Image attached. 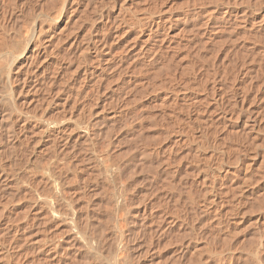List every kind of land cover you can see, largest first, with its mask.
<instances>
[{
	"label": "rangeland",
	"instance_id": "rangeland-1",
	"mask_svg": "<svg viewBox=\"0 0 264 264\" xmlns=\"http://www.w3.org/2000/svg\"><path fill=\"white\" fill-rule=\"evenodd\" d=\"M13 1V3H12ZM16 2H14V0H0V32L2 33V37L5 35L6 37L8 36V33H10L13 29L14 26L15 28L17 26L20 25V29L23 30L22 27H25V25L30 23V20H32L34 17H36V15L38 13H43V14H50V13H54V11L59 15L60 17V24L58 26V30L61 31V33L59 35H57L56 39L54 41V45L56 46L54 48V45L52 44V48L51 49H46L45 50V56H44V60L41 61V57L39 61V63L37 61H35L33 63V66L31 69H33V67L35 68L32 72V77L30 79V83L24 87V89L20 90L17 89L18 85L22 82V71L24 70V65L25 64H21L20 63H14L12 65L10 59L8 58H0V69L2 68V66H5L7 68V70L9 69V73L11 75V81L12 84L16 87L14 93L9 97L6 96L4 94V91L2 89V87L0 86V118H2L0 120V122H2V124L0 123V264H97L95 262H93V260H91V258L89 259V257H86L87 252L84 250V248H70L67 249L66 248V244L62 243L61 245L64 246V248H62V246L60 248H57L56 250H52L54 249L53 247L50 248V246L52 245L53 242V238L51 239L49 237H51V234H57L55 228H57L58 226L54 227L53 223L50 222H45V219L40 218L38 213L36 214L35 211V206L32 204V201H30V197L31 193L30 191H34L37 193H40L38 196L42 197L47 195L49 192L51 191V184L49 186V184L47 183H51V178L49 177L50 174L54 175V174H58L57 177H59L58 179L62 180V183H66L63 185L62 189V197L67 196L71 202H73V206L74 208H76V210L78 211L79 215H80V219L78 221V223L80 224L81 221V225L85 226L84 224H86V226H90L88 227L89 230H93V232H95V234L97 233V235H99L100 237H102V240H107L105 241V244L109 245V239L111 240V225H110V220L112 219V210H110V208H108L109 206L106 207L107 204V199H106V195L105 192L103 190H105V178H92V176H89L90 173V169L88 167V163L89 161H87L88 157L87 155L89 154L90 149H94L96 151L99 152H105L106 149V142L107 141V137L109 138L110 136L114 138V136H118L116 137L118 139V142L115 143L117 144V146H113V150H111V153H116V157H118L121 160H119L120 165L121 166V170L122 171L120 173L119 176V180L122 181V183H125V185L127 186L126 188V193H125V197L127 195V203L128 205L126 206V208H123V210H120V214L121 216L123 215V219L125 220V222H123L124 220L122 219L120 225H122L123 230H125V243H127V247L126 250L121 252L124 258L123 259H127V264H250V263H256L258 256L264 257V173H263V169H264V0H74L73 4H72V0H15ZM98 1V2H97ZM109 1V2H108ZM143 1V2H142ZM149 1V3H148ZM54 2V3H53ZM140 2V3H139ZM145 2V3H144ZM156 2V3H154ZM224 2V3H223ZM23 3V4H22ZM28 3V4H27ZM35 3V4H34ZM58 3V4H57ZM61 3V4H60ZM75 3V4H74ZM78 3V4H77ZM120 3V5H119ZM151 3V4H150ZM104 4V6H103ZM109 4V5H108ZM111 4L113 5V7L111 6ZM130 4V6H129ZM139 4V5H138ZM145 4V5H144ZM7 5V6H6ZM13 5V6H12ZM51 5V6H50ZM57 7H56V6ZM60 5V7H59ZM66 5V7H65ZM69 5V6H68ZM76 5V6H75ZM125 5V6H124ZM152 5V7H151ZM251 5V6H250ZM254 5V6H253ZM54 6V7H53ZM68 6L69 9H66ZM99 6V7H98ZM144 6V8H143ZM157 6V7H156ZM53 9H51V8ZM65 7V8H64ZM135 7V8H134ZM155 7V8H154ZM3 8V9H2ZM27 8V9H26ZM40 8V10H39ZM42 8V9H41ZM75 8V10L73 9ZM95 8H100L98 11ZM120 8V10H119ZM148 8V9H147ZM152 8V10H151ZM2 9V10H1ZM6 9V10H5ZM49 9H51L49 11ZM119 12H117L118 10ZM132 9H135L132 10ZM27 10V11H26ZM36 10V11H35ZM47 10V11H46ZM54 10V11H53ZM58 10V11H57ZM74 10V11H73ZM96 10V11H95ZM132 10V11H131ZM137 10V11H136ZM139 10V11H138ZM157 10V11H156ZM161 10V11H160ZM38 11V12H37ZM40 11V12H39ZM46 11V12H45ZM63 11V12H62ZM149 11V13H148ZM6 14H5V13ZM27 12V13H26ZM29 12V13H28ZM65 12V13H64ZM78 12V13H76ZM94 12V13H93ZM156 12V13H155ZM226 12V13H224ZM236 14H235V13ZM81 13V14H80ZM99 13V14H98ZM129 13V15H128ZM224 13V14H223ZM228 13V14H227ZM10 14V16H9ZM27 14V15H26ZM70 14V15H69ZM92 14L95 16H92ZM98 14V16L100 15V18L96 15ZM103 14V15H102ZM105 14V15H104ZM118 14V16H116ZM121 14V15H120ZM144 16H141V15ZM146 14V15H145ZM150 14V15H148ZM5 15V16H4ZM79 15V16H78ZM83 15V16H82ZM86 15V16H84ZM111 15V16H110ZM115 15V16H113ZM148 15V16H147ZM69 16V17H68ZM92 16V17H91ZM97 16V17H96ZM103 16L105 18H103ZM107 16V17H106ZM122 16V17H121ZM127 16H129L128 18L131 20H127ZM131 16V18H130ZM158 16V17H157ZM161 16V17H160ZM170 18H169V17ZM5 17V18H4ZM78 18V22L77 18ZM86 19V20H84ZM87 17V18H86ZM89 17V18H88ZM91 17V18H90ZM94 19L93 21L89 22L90 19ZM122 18L121 20L124 22L125 25V31L122 35V37H124L122 39H119V41H117L116 43L114 42V40L112 39V37L108 36V40L111 42V39L113 40V42L110 43L111 46V52H113L114 54V61H111L110 64L108 63V67L107 62L109 61H105V55L103 54V60L104 63L102 61L101 66L98 65L99 63H97L96 61H92V58H90V54L84 51V55H82V57H78V55L76 53H78V49L79 48H83L84 44L86 43V39H88L91 35H93V33L97 32V34L102 35V34H107L109 32L108 29H110V25L112 26V24L116 23L117 21H119V19L117 18ZM125 17V18H124ZM135 17V20L134 18ZM140 17V19H138ZM142 17V18H141ZM149 17V18H146ZM155 17V18H154ZM157 17V19H156ZM166 19H164V18ZM168 17V18H167ZM7 18V19H6ZM72 18V19H70ZM81 18V19H79ZM97 18V19H96ZM99 18V19H98ZM105 20H103V19ZM113 18V20H112ZM133 18V19H132ZM146 21H144L145 19ZM158 18H162V24L160 25L159 29L157 28L156 30H153L152 34L150 36H148L146 34V32L144 33V28L146 27L145 23L148 21V19H155L158 20ZM10 19V20H9ZM13 19V21H12ZM27 19V21L25 20ZM41 20L43 26H48L50 24V21L48 17L42 16ZM83 19V20H82ZM109 19V20H108ZM126 19V21H125ZM142 19V20H141ZM144 19V20H143ZM168 19V20H167ZM208 19V20H207ZM5 22H4V21ZM8 20V21H7ZM48 20V21H47ZM70 22H69V21ZM75 20V21H74ZM103 20V21H102ZM108 20V22L106 21ZM166 22H165V21ZM3 21V22H2ZM26 21V23H25ZM101 21V22H100ZM105 21V22H104ZM110 21V22H109ZM113 23H112V22ZM130 21V22H128ZM136 21V22H133ZM139 21H141V23H139ZM143 21V22H142ZM150 21V20H149ZM12 22V24H11ZM17 22V23H16ZM29 22V23H28ZM46 22V23H45ZM49 22V23H48ZM87 22V23H86ZM92 22H94L92 24ZM99 22V24H98ZM168 22V23H167ZM206 22V23H205ZM66 25H65V24ZM79 23V24H78ZM108 23V25H107ZM111 23V24H109ZM128 23V24H127ZM133 23V24H132ZM137 23V24H136ZM144 23V24H143ZM165 23V26H164ZM5 24V25H4ZM10 27H9V25ZM18 24V25H16ZM138 25V31L136 28V25ZM141 26H140V25ZM167 24V25H166ZM4 25V26H3ZM22 25V27H21ZM65 25V26H63ZM91 25V27H89ZM102 28L104 25V29L103 32ZM103 25V26H101ZM108 27H107V26ZM131 25L132 27L134 26L136 28V32L134 31V27L130 28ZM144 25V26H143ZM60 26H62L61 28L64 30L62 31V29L60 28ZM81 26V27H80ZM128 26V27H127ZM165 27L162 29V27ZM5 27V29H4ZM70 27V28H69ZM97 27V28H96ZM143 27V28H142ZM168 27V28H167ZM13 28V29H11ZM65 28L67 30H65ZM79 30H78V29ZM93 28H95L93 30ZM106 28V29H105ZM108 28V29H107ZM130 28V29H129ZM155 28V27H154ZM8 31H7V30ZM99 31H97V30ZM128 29V30H127ZM168 29V30H167ZM70 30V31H69ZM74 30V31H73ZM111 30V29H110ZM166 30V31H165ZM206 30V31H205ZM88 33H85V32ZM108 31V32H107ZM156 31V32H155ZM158 31V32H157ZM72 32V33H70ZM103 32V33H100ZM155 32V33H154ZM160 32V33H159ZM163 32V33H162ZM168 32V33H167ZM0 33V36H1ZM69 34L68 36L70 38L74 37V44L75 48H74V53L75 55H77L76 57L72 55V51L67 48V44L66 41L64 40L66 39V35ZM81 33L86 34L85 36H87L89 34V36H87V38L83 35H81ZM138 35H137V34ZM140 33V34H139ZM162 33V34H161ZM167 33V34H166ZM210 33V34H209ZM4 34V35H3ZM75 34V35H74ZM77 34V35H76ZM80 34V35H79ZM134 34V35H133ZM136 34V36H135ZM161 36H159V35ZM166 34V35H165ZM198 34V35H197ZM141 35V36H140ZM163 35V36H162ZM165 35V36H164ZM4 36V38H5ZM80 36V37H79ZM135 36V39H134ZM152 36V38H151ZM154 36V37H153ZM132 37V38H131ZM146 37V38H145ZM159 37H163L164 39H162L163 41H161V39ZM8 38V37H7ZM5 38V40L7 39ZM63 38V39H62ZM85 38V41L83 40ZM131 38V39H130ZM151 38V39H150ZM158 38V39H157ZM78 39V40H77ZM81 39V41H80ZM130 39V40H129ZM133 39V41H132ZM144 39V43L143 42ZM146 39H150L149 41ZM154 39V40H152ZM170 39V40H169ZM63 40V41H62ZM129 40V41H128ZM161 42H160V41ZM138 41V42H137ZM167 41V42H166ZM197 41V42H196ZM200 41V42H199ZM202 41V42H201ZM56 42H58L56 44ZM63 42V43H61ZM77 42L79 44H77ZM83 44H82V43ZM121 42V43H120ZM123 42V43H122ZM133 42V43H132ZM115 43V44H114ZM126 43V44H125ZM132 43V44H131ZM137 43V44H136ZM141 43V44H140ZM167 43V44H166ZM62 44V45H61ZM119 44H122L119 45ZM125 44V45H124ZM143 44V46H142ZM148 46H147V45ZM116 45V46H115ZM136 45V46H135ZM141 45V46H139ZM150 45L151 48H148ZM60 48H59V47ZM121 48H120V47ZM139 46V47H138ZM201 46V47H200ZM77 47V48H76ZM79 47V48H78ZM127 47V49L125 50V48ZM130 47V48H129ZM139 49H138V48ZM145 47V48H144ZM167 47V48H166ZM169 47V48H168ZM195 47V48H194ZM141 48V49H140ZM147 48V49H146ZM162 48V49H160ZM59 49V50H58ZM117 51H115V50ZM134 49V51H133ZM142 49H146V50H142ZM200 49V50H199ZM50 50V52H49ZM56 50V51H55ZM121 50V51H120ZM124 50V52L122 51ZM148 50V51H147ZM47 51V52H46ZM63 51V52H62ZM64 51L65 54H64ZM70 51V53H69ZM136 51V52H135ZM147 51V52H146ZM153 51V52H151ZM157 51V52H156ZM139 52V53H138ZM143 52V53H142ZM53 53V54H52ZM60 53V55H59ZM117 53V54H116ZM148 53V54H147ZM157 53V54H155ZM191 53V54H190ZM197 53V54H196ZM68 54V55H67ZM89 54V55H88ZM137 56H136V55ZM154 54V55H151ZM63 55V56H62ZM116 55V56H115ZM119 55V56H118ZM129 55V56H128ZM142 55V56H141ZM162 55V57H161ZM187 55V57H186ZM195 55V56H194ZM197 55V56H196ZM131 56V57H130ZM166 56V57H165ZM200 56V57H199ZM46 57V59H45ZM69 57V58H68ZM79 59H78V58ZM88 57V58H87ZM118 57V58H117ZM57 58V59H56ZM71 58V59H70ZM109 58V57H108ZM121 58V59H120ZM4 59V60H3ZM69 61H68V60ZM76 59L80 62H77ZM116 59V60H115ZM119 59V60H117ZM137 59V60H136ZM153 59V60H152ZM83 60V61H82ZM128 60V61H127ZM130 60H132L131 62H129ZM149 60V61H148ZM157 60V61H156ZM170 60V62H169ZM198 60V61H197ZM3 61V62H2ZM41 61V62H40ZM48 61V62H47ZM71 61V64H70ZM73 61V62H72ZM116 61V62H115ZM141 61V63H140ZM143 61V62H142ZM202 61V62H200ZM93 64L96 62L97 64ZM115 62V63H114ZM121 62V63H120ZM129 62V63H128ZM149 62V63H148ZM151 62V63H150ZM165 62V63H164ZM190 62V63H189ZM200 62V63H199ZM263 62V63H262ZM36 63L40 64L38 66H36ZM67 63V64H66ZM82 63V64H81ZM112 63V65H111ZM147 63V64H146ZM16 64V65H15ZM35 64V65H34ZM70 64V65H69ZM74 64H78L77 66ZM105 64V65H104ZM133 64V65H132ZM142 64V65H141ZM153 64V65H152ZM191 64V67H190ZM204 65V67L202 65ZM262 64V66H261ZM18 65V66H17ZM66 65V66H65ZM93 65V66H92ZM96 65V68H95ZM98 65V66H97ZM103 65V66H102ZM111 65V67H110ZM127 67H126V66ZM139 67H138V66ZM161 65V66H160ZM200 65V66H199ZM23 66V68H21ZM120 66V67H119ZM122 66V68H121ZM130 66V67H129ZM152 66V67H151ZM194 66V67H193ZM202 66V71H204V68H206L207 74L205 72H202L200 70ZM224 66V69H223ZM60 67V68H59ZM105 67L106 69H103ZM113 67V68H112ZM135 67V68H134ZM167 67V68H166ZM198 67L199 70H196ZM200 67V68H199ZM226 67V68H225ZM241 67V68H240ZM262 67V68H261ZM18 68V69H17ZM37 68V69H36ZM42 68V69H41ZM62 68V69H61ZM73 68V70H72ZM77 68V69H76ZM80 68V69H79ZM90 69L89 72L87 74H89L90 72H94L95 74L98 73V78H96V75H94V73H90V75H94V76H90L88 78H83L84 74L82 73L81 69ZM94 68V69H93ZM100 68V69H98ZM102 68V69H101ZM119 68V69H118ZM125 68V70H124ZM150 68V69H149ZM154 71H152L153 69ZM169 68V69H168ZM192 68V69H190ZM228 68V69H227ZM16 69V70H15ZM22 69V70H21ZM44 69V70H43ZM61 69V70H59ZM65 69V70H64ZM72 70L75 71L74 69H76V71L73 73L74 77L77 78V80L74 81L73 88L75 89L76 86H79V89L77 87V91L76 90H72V92L76 91V96L78 97H74L71 96L72 92L71 90L68 89L67 91V81H65L66 79H68V74L69 72H67L68 70ZM92 69V70H91ZM118 69V70H117ZM131 69V70H130ZM136 69V71H135ZM143 69V70H142ZM156 69V70H155ZM231 69V70H230ZM233 69V70H232ZM20 70V71H19ZM41 70L43 74H39L41 73ZM62 73L61 76L63 75V78H65V80L61 77L58 79H56L54 81V84L52 86V88L49 90V87L47 88V84L50 83V79L57 74V72L59 71ZM69 70V71H70ZM77 70H81V71H77ZM102 70V71H101ZM110 70V71H109ZM139 70V71H138ZM148 70V72H147ZM172 70V71H171ZM174 70V71H173ZM193 70V72H192ZM196 70V71H195ZM214 70V71H213ZM221 73H216V75L214 74L216 71ZM221 70V71H220ZM225 70V71H224ZM237 70V71H236ZM38 71V72H37ZM53 71V72H52ZM71 71V72H72ZM101 71V72H100ZM114 71V72H113ZM119 71V72H117ZM152 71V72H151ZM167 71V72H166ZM186 73H185V72ZM202 73H200V72ZM222 71H224L222 73ZM227 71V72H226ZM229 71V72H228ZM247 71V72H246ZM38 74H36V73ZM55 72V73H54ZM70 72V73H71ZM100 72V74H99ZM103 72V73H102ZM106 72V73H105ZM136 72V73H135ZM184 72V73H182ZM190 74H189V73ZM192 72V73H191ZM200 74L197 75L196 74ZM21 73V74H20ZM54 73V75H53ZM76 73H78L77 75H75ZM82 73V75L80 74ZM149 73V74H148ZM205 73V75H204ZM209 73V75H208ZM212 73V74H211ZM225 73V74H224ZM227 73V74H226ZM34 74V75H33ZM53 76H52V75ZM86 74V75H87ZM109 74L113 75L110 76ZM155 74V75H154ZM184 74V75H183ZM185 74H189V75H185ZM214 74V75H213ZM222 74H224L223 76L226 75V77H223ZM236 74V75H235ZM247 74V75H246ZM100 75V76H99ZM108 75V76H107ZM118 75V76H117ZM151 75V76H148ZM166 75V76H165ZM183 75V76H182ZM196 75V76H195ZM202 75V76H201ZM208 75V78L207 76ZM219 75H221V78L219 77ZM234 75V76H233ZM38 76V77H37ZM43 76V77H42ZM45 76V78H44ZM121 76V77H120ZM139 76V77H138ZM170 76H172V79L170 78ZM192 76V78H191ZM195 76V78H194ZM204 76V77H203ZM230 76V77H229ZM246 78H245V77ZM34 77V79H32ZM36 77V79H35ZM80 77V78H79ZM100 77H101V81H100ZM103 77V78H102ZM119 77V78H118ZM128 77V78H127ZM148 77V79H147ZM152 77V80H151ZM154 77V79H153ZM186 77V78H185ZM200 77V78H199ZM212 77V78H211ZM226 78V79H223ZM227 77L230 78H234V80H236V82L239 84L237 85V88L234 87L236 84L233 80H229ZM244 78L245 81L242 83L241 80H239V78ZM38 78V79H37ZM41 78V79H39ZM42 78H44L45 80V84L41 85L43 83L42 82ZM79 78V79H78ZM94 78V79H93ZM111 78V79H110ZM115 78V81H114ZM123 78V79H122ZM140 78V79H139ZM157 78V79H156ZM170 78V80H169ZM182 80H181V79ZM184 78V79H183ZM195 80H194V79ZM208 81H207V79ZM211 78V79H210ZM242 78V79H243ZM19 79V80H18ZM63 79V80H62ZM97 79V80H96ZM109 79V80H108ZM117 79V80H116ZM125 79V80H124ZM129 79V80H127ZM131 79V80H130ZM168 79V80H167ZM175 79V81L173 80ZM186 79H191V82L187 81ZM193 79V80H192ZM205 82H203V80ZM216 79V80H215ZM220 79V80H219ZM38 80V83H37ZM43 80V81H44ZM49 82H48V81ZM60 80H62V83L60 82ZM98 82L95 83V82ZM134 80V81H133ZM148 80V81H147ZM154 80V81H153ZM163 80V81H162ZM166 80V81H165ZM185 80V81H184ZM201 80V81H200ZM218 80V81H217ZM226 80V81H224ZM229 80V81H228ZM16 83H15V82ZM19 81V82H18ZM32 81V83H31ZM41 81V82H40ZM57 81V82H56ZM65 81V82H63ZM94 81V82H92ZM109 81V82H108ZM111 81V82H110ZM113 81V82H112ZM124 81V82H123ZM137 81V82H136ZM154 83H153V82ZM186 82L185 83H183ZM214 81V82H213ZM216 81V82H215ZM221 82V86L223 84V88L220 86V90L216 91L213 88L216 86H219ZM241 81V82H240ZM34 82V83H33ZM59 82V83H58ZM86 82V83H85ZM106 82V83H105ZM119 82V83H118ZM123 82V83H122ZM150 82V83H149ZM158 83V85L156 83ZM166 82V83H165ZM168 82V83H167ZM172 82V83H171ZM194 82V83H193ZM199 82V83H198ZM226 82L227 84H229L228 86L230 87L229 89L227 84L224 83ZM231 82L234 84L231 85ZM36 83L38 84L37 86ZM39 83H41L39 85ZM65 83V85H64ZM80 83V84H79ZM91 83V84H90ZM136 83V85H135ZM139 83V84H138ZM148 83V84H147ZM152 83V85H151ZM161 83V84H160ZM183 83V84H182ZM189 83V84H188ZM192 83V84H191ZM198 83V84H197ZM207 83V84H206ZM213 83V85H212ZM215 83V84H214ZM246 85H245V84ZM248 83V84H247ZM33 84V85H30ZM57 84V85H56ZM60 84V85H59ZM79 84V85H78ZM82 84V85H81ZM85 84V85H84ZM88 84V85H87ZM118 84V85H117ZM145 84V85H144ZM147 84V85H146ZM150 84V85H149ZM156 84V85H155ZM164 84V85H163ZM166 84V85H165ZM168 84V85H167ZM178 84V85H177ZM185 84V87H183V85ZM210 84V85H209ZM243 84V86H242ZM251 84V85H250ZM253 84V85H252ZM46 85V87H44ZM96 85V86H94ZM141 85V86H140ZM161 85V87H160ZM163 85V86H162ZM176 85V86H175ZM192 86L189 88V86ZM197 85V86H196ZM200 85V86H199ZM209 85V86H208ZM250 88H248L249 86ZM30 86V87H29ZM34 86V87H31ZM43 86V87H42ZM50 86V85H49ZM56 86V87H55ZM82 86V87H81ZM150 86H154V87H150ZM166 86V87H164ZM173 86V87H172ZM175 86V87H174ZM181 86V87H180ZM188 86V88L186 87ZM214 86V87H213ZM234 87L235 89H233L232 87ZM238 86L240 88H238ZM245 86V87H244ZM29 87V88H28ZM58 87V90L56 89ZM59 87L61 89H59ZM66 87V88H65ZM170 87V88H169ZM196 87V88H195ZM206 87V90H204ZM226 89H225V88ZM247 87V88H246ZM253 87V88H252ZM46 88L48 90H46ZM54 88V89H53ZM164 88V89H163ZM167 90H166V89ZM187 88V89H185ZM241 88H245L248 89L247 92H245V89L242 90ZM41 91H40V90ZM44 89V90H43ZM56 89V90H55ZM171 91H170V90ZM192 89V90H190ZM212 89L214 91H212ZM225 92H222L223 90ZM33 90V91H32ZM45 90L47 93H45ZM56 92H55V91ZM154 90V92H153ZM157 90V91H156ZM174 90V91H173ZM180 90V91H179ZM184 90V91H183ZM190 90V91H189ZM200 90V91H199ZM212 92H211V91ZM235 90V91H234ZM236 90L237 93H236ZM17 91V92H16ZM26 91V92H25ZM31 91V92H30ZM54 91V92H53ZM59 91V92H58ZM67 91V92H66ZM210 91V92H209ZM216 91V93H215ZM221 91V92H220ZM234 91V92H233ZM52 92V93H51ZM151 92V93H150ZM158 94H157V93ZM164 92V93H163ZM175 92V93H173ZM179 92V93H178ZM214 92V95H213ZM220 92V93H219ZM233 98V102L231 99V95ZM234 94H233V93ZM241 92V93H240ZM19 93V94H18ZM24 93V94H23ZM57 93V94H56ZM71 93V94H70ZM153 93V94H152ZM167 93V94H166ZM173 93V94H172ZM212 93V94H210ZM219 93V94H218ZM223 93V94H222ZM228 93V94H227ZM239 93V94H238ZM48 94V95H46ZM68 94V95H67ZM147 94V95H146ZM188 94V95H187ZM218 94V95H217ZM238 94V95H237ZM241 94H244V101H242L243 99ZM50 95H51V99H50ZM66 95V96H65ZM73 95V94H72ZM156 95V96H155ZM167 95V96H165ZM173 95V96H172ZM205 95V96H204ZM213 97H212V96ZM223 95V96H221ZM6 96V97H5ZM42 96V98H41ZM149 96V97H148ZM172 96V97H171ZM217 96V97H216ZM219 96H221L219 98ZM228 96H230L228 98ZM239 96V97H238ZM241 96V97H240ZM8 97V98H7ZM44 97V98H43ZM74 97V99H73ZM145 97V98H143ZM168 98L167 99L165 98ZM176 97V98H175ZM195 97V98H194ZM203 97H205V99H202ZM215 97V98H214ZM222 97L224 99H222ZM228 100H226L227 98ZM3 98V99H2ZM22 98V99H21ZM39 98V99H38ZM68 98V99H67ZM79 98V99H78ZM152 98V99H151ZM160 98V99H159ZM164 98V100H163ZM216 98H218L220 100V103L217 102L219 101ZM237 98V99H236ZM14 99V100H13ZM43 99V101L41 100ZM45 99V100H44ZM48 99V100H47ZM75 101H73V100ZM155 99V100H154ZM164 101L167 105H170L171 103H169V101L174 102V112L177 113V115L179 116H184V114L186 113H190V110H192V108L196 109V111L193 109L192 112L196 113L199 109V114L201 116V118H203V120H205L206 124L208 125V129L207 126L205 128V126H201L200 130L204 127V129H202V131L204 130L205 134L207 135L206 137H204V141L202 143V147H199V149L197 150L195 148L194 145V141L192 139H187L188 137H190V133H187V131L189 130L188 128H186V125H183L182 123H179V127L181 126V124L183 125V128H186L185 130H183V128L181 127V129L175 124L178 123L179 120L176 119V117H174V115L170 114L168 115L167 113V109L168 107L165 108V110H163L160 106V110H159V101ZM162 99V100H161ZM173 101H172V100ZM186 99V100H185ZM193 102H190L189 100ZM194 99L200 100L198 103H196L194 101ZM207 99V101H206ZM222 99V101H221ZM241 102H245V104H243V106L240 105V103L238 101ZM4 100V101H3ZM8 100L9 103H7ZM136 100V101H135ZM155 101V103H159L153 104V102ZM157 100V101H156ZM166 100V101H165ZM177 102H176V101ZM204 100V101H203ZM213 100L215 102H213ZM231 100V101H230ZM237 100V101H236ZM73 101V102H72ZM139 101V102H138ZM187 101V103H186ZM189 101V102H188ZM225 101V103H224ZM6 102V103H5ZM19 102V104H18ZM26 102V103H25ZM37 102V103H36ZM47 102V103H46ZM49 102V103H48ZM69 102V103H68ZM75 102V103H74ZM185 102V103H184ZM204 102V103H201ZM206 102V103H205ZM210 104H208V103ZM223 102V103H222ZM238 102V103H237ZM11 103V104H10ZM17 103V104H16ZM22 103H25L22 104ZM39 103V104H38ZM46 103L47 105L43 104ZM63 103V104H62ZM71 103V104H70ZM152 105H151V104ZM164 103V104H165ZM179 103V104H177ZM183 103V104H182ZM189 103H194L192 105H190V107L188 106ZM216 103V104H215ZM222 103V104H221ZM232 103L235 104V109L232 106ZM4 104V106H3ZM7 104V105H6ZM10 104V105H9ZM70 106H69V105ZM74 104V105H73ZM85 104V105H84ZM87 104V106H86ZM139 104V105H138ZM148 104V106H147ZM180 104H182L180 106ZM198 104V105H197ZM208 105V107L205 105ZM213 104V105H212ZM220 104V105H219ZM224 104V105H223ZM228 104V105H227ZM231 104V107L234 109L235 112L231 111L233 110L229 105ZM73 108H72V106ZM120 105V106H119ZM123 105V106H122ZM151 105V106H150ZM154 105L156 107H154ZM186 105V106H185ZM194 105V106H193ZM204 105V106H203ZM222 105V106H221ZM9 106V107H8ZM12 106V107H10ZM24 106V107H23ZM63 106V107H62ZM122 106V107H121ZM158 106V107H157ZM199 106V108L197 107ZM203 106V107H202ZM217 106V109H216ZM245 106V107H244ZM37 107V109L35 108ZM62 107V110L60 109ZM65 107V108H64ZM70 107V108H69ZM76 107L78 109H76ZM86 107V108H85ZM90 107V108H89ZM120 107V109H119ZM149 109H148V108ZM151 107H154L155 110ZM184 109H183V108ZM188 108V112H187V108ZM192 107V108H191ZM202 107V108H201ZM205 107V109H204ZM224 107V108H222ZM240 109H239V108ZM243 107V108H241ZM247 107V108H246ZM13 108V109H12ZM84 111H83V109ZM143 108V109H142ZM146 108V109H145ZM178 108V109H177ZM209 110H208V109ZM227 108H230L227 109ZM3 109V110H2ZM9 109V110H8ZM12 109V110H11ZM19 109V110H18ZM36 111H35V110ZM57 109V111H56ZM70 109L73 111V115L75 119H78L80 121V119H82L83 121H88L90 122L89 125H91L90 130L94 131L95 134H93V132L89 131V134H82V130H79L81 133H78L79 131H74L71 132L70 135V139L65 142L62 140H56V141H51V140H42V141H38V143H34L37 142V135H31L32 134V129H31V124L34 122V119H30V117L27 116H31V115H35L36 116H47L46 118H49V116L53 117V116H62L63 111ZM89 111H85L88 110ZM129 109V110H128ZM153 109V110H152ZM179 109L180 112L182 113V115H180L181 113H179ZM220 109V110H219ZM224 109H227V112L231 113V118L230 119H223L225 120L224 122L220 117V113L223 112ZM239 109V111H237ZM249 109V110H247ZM25 111V113H23ZM44 110V112H43ZM62 112H61V111ZM82 110V111H81ZM107 110V111H106ZM145 110V111H144ZM147 110V111H146ZM167 110V111H166ZM211 110V112H210ZM214 110V112H213ZM219 110V111H218ZM6 111V112H5ZM23 111V112H22ZM35 111V112H34ZM39 111V112H38ZM53 111V112H51ZM55 111V112H54ZM60 111V112H59ZM77 111H79V113L77 115ZM138 111V112H137ZM142 111V112H140ZM158 112L157 115L152 114L153 112ZM186 111V113H185ZM195 111V112H194ZM202 113H201V112ZM208 111V112H207ZM225 111V110H224ZM5 112V113H4ZM9 112V113H7ZM38 112V114H37ZM51 112V114H50ZM81 112V115H80ZM84 112V113H83ZM90 112V113H89ZM146 112V113H145ZM167 112L165 115L164 113ZM192 112L190 114H192ZM218 112V113H217ZM233 112V113H232ZM238 112V114H236V117L234 116L235 113ZM241 112V113H240ZM3 113V114H2ZM7 113V114H6ZM15 113V114H14ZM33 113V114H32ZM40 113V114H39ZM57 113V114H56ZM61 113V114H60ZM87 113V114H86ZM111 113H114L113 115ZM117 114H121V116L118 117ZM126 113V114H124ZM130 113V114H129ZM210 113L211 115L209 116L208 114ZM251 113V114H250ZM11 114V115H10ZM56 114V115H55ZM85 114V115H84ZM138 114V115H137ZM145 115L146 116H141V115ZM151 115L152 117H156L154 118V120L157 122L156 124L154 120H152V125L151 123H149L151 121L152 118H150V121L148 122L147 120L149 119V115ZM156 114V113H155ZM207 114L208 116H205ZM217 114V116H216ZM234 114V115H233ZM80 115V116H79ZM115 115L117 117H115ZM125 115V116H124ZM137 115V116H136ZM154 115V116H153ZM162 115V118H161ZM248 115V116H247ZM7 116V117H5ZM26 116V117H24ZM86 116V117H85ZM108 116V117H107ZM123 116V118H122ZM134 117V119L136 120L135 122L134 119L131 118ZM147 118V120L144 118ZM160 116V117H159ZM164 116V117H163ZM166 116L167 117V121L166 120ZM204 116V117H203ZM246 116V117H245ZM17 117V118H16ZM50 117V118H51ZM77 117V118H76ZM81 117V118H80ZM107 117V118H106ZM128 117V119H127ZM136 117V118H135ZM138 117V118H137ZM142 117V118H141ZM175 119L174 121L171 119ZM207 117V118H205ZM213 117V118H212ZM216 117L217 120H214ZM220 117V119H218ZM6 118V120H4ZM9 118V119H8ZM24 118V119H23ZM26 118H28L26 120ZM116 120H115V119ZM159 118L163 119L160 120L159 122ZM210 120H209V119ZM252 118V119H251ZM20 121H19V120ZM112 119V121H110ZM124 119V120H123ZM132 119V120H131ZM140 121H139V120ZM143 119V120H142ZM215 121H213V120ZM3 120V121H2ZM26 121V128L28 130H25L26 134L23 141L18 144V138H16L15 136L18 137L17 133L22 130L21 125L23 124V121ZM121 122H119V121ZM123 120V121H122ZM129 123H127L128 121ZM170 120V121H169ZM178 120V121H177ZM209 120V121H207ZM221 120V121H220ZM230 120V121H229ZM22 121V123H20ZM133 123H132V122ZM142 121V122H141ZM146 121V122H145ZM154 121V122H153ZM213 121V122H212ZM217 121V124H216ZM8 122V123H7ZM112 122V123H111ZM119 122V123H118ZM141 122V123H140ZM165 122V123H164ZM209 122V123H208ZM212 122V123H211ZM220 122V123H218ZM107 123V124H106ZM111 123V124H110ZM116 125H115V124ZM124 123V124H123ZM131 123V125H130ZM161 123V124H160ZM169 123V124H167ZM172 123V124H171ZM211 123V124H210ZM224 123V124H223ZM247 123V124H246ZM10 126H9V125ZM16 124V126H15ZM21 124V125H20ZM107 127H106V125ZM119 127H118V125ZM139 124V125H138ZM141 124V125H140ZM148 124H151L150 130L148 129ZM205 124V125H206ZM223 124V126H222ZM7 127L3 129V127ZM14 125V126H13ZM20 127H19V126ZM83 125V124H82ZM108 125L111 127L109 129ZM157 125V126H156ZM162 125V126H161ZM165 125V129L164 126ZM168 125V127L166 126ZM216 125H218L216 127ZM18 126V127H17ZM117 126V127H116ZM121 126V129H120ZM123 126V128H122ZM130 126V128H129ZM150 126V125H149ZM153 126V127H152ZM156 126V127H155ZM173 126V127H172ZM15 127V128H14ZM28 127V128H27ZM135 129H132V128ZM147 127V128H146ZM159 127V128H158ZM166 127L168 129H166ZM195 127V126H194ZM250 127V128H249ZM3 130H2V129ZM12 128V130L10 131L9 129ZM14 128V129H13ZM18 128V129H16ZM20 128V129H19ZM113 128V129H112ZM140 128L141 131L139 130ZM177 128V129H175ZM180 131H178L179 129ZM222 128V129H220ZM31 129V131H30ZM94 129V130H93ZM106 129V130H105ZM119 131H118V130ZM137 129V130H136ZM162 129H164V131L167 133H165L164 131H162ZM174 129L176 131H174ZM196 130H199V128H194ZM207 129V130H206ZM242 129V130H241ZM17 130V131H16ZM110 130V132L108 131ZM113 132H112V131ZM129 130V131H128ZM155 130V131H153ZM158 130V131H157ZM244 130V131H243ZM8 131V132H6ZM10 131V132H9ZM29 131V132H27ZM108 133H105V132ZM132 131V132H131ZM135 131V132H134ZM139 131V132H138ZM171 131V132H170ZM181 131H185V132H181ZM190 131V130H189ZM207 131V132H206ZM247 131V132H246ZM2 132V133H1ZM13 132V133H11ZM17 132V133H16ZM34 132V131H33ZM118 132V133H117ZM121 132V133H120ZM137 132V133H136ZM161 134L165 135L168 133H170L168 136L165 135L166 139L163 138ZM179 132V133H178ZM229 132V133H227ZM237 132L240 134V136L242 135V137L237 136ZM241 132V133H240ZM11 133V134H9ZM35 133V132H34ZM113 133H116L112 136ZM136 135H135V134ZM139 133V134H138ZM142 133V135H140ZM150 133V134H149ZM155 133V134H154ZM158 133V134H156ZM189 134L188 135H186ZM248 133V134H247ZM7 134V135H6ZM9 134V135H8ZM19 134V133H18ZM79 134V135H78ZM118 134V135H117ZM126 134V135H125ZM134 134V135H133ZM145 134V135H144ZM147 134V135H146ZM149 134V135H148ZM181 134V135H180ZM184 134V135H183ZM244 134V135H243ZM15 135V136H14ZM73 135V136H72ZM76 135V136H75ZM85 137H84V136ZM90 135V136H89ZM139 135V136H137ZM152 135V137H151ZM157 137H155V136ZM171 135V136H170ZM247 135V136H246ZM258 135V136H257ZM11 136V137H10ZM125 136V137H124ZM128 136V137H126ZM143 136V137H141ZM149 136V138H148ZM159 136V137H158ZM163 139H161L160 138ZM182 136V137H181ZM187 136V137H186ZM30 137V138H29ZM93 137V138H92ZM96 137V138H95ZM134 137V138H133ZM140 137V138H139ZM146 137V138H145ZM150 137L152 139H150ZM154 137L156 139H154ZM183 137L185 138L183 140ZM253 139H252V138ZM7 138H10L9 140ZM72 138V139H71ZM87 138H89L87 140ZM125 138H128L125 139ZM131 138V140H130ZM144 138V139H143ZM148 138V139H147ZM180 140H179V139ZM208 138V139H207ZM214 138V140H213ZM221 138V139H220ZM18 139V140H17ZM79 139V140H78ZM141 139V140H140ZM150 139V140H149ZM154 139V140H153ZM161 139V140H159ZM165 139V140H164ZM170 139V140H169ZM238 139V140H237ZM248 139V140H247ZM25 140V141H24ZM29 140V141H26ZM72 140V141H71ZM125 140V141H124ZM131 142H130V141ZM134 140V141H133ZM145 140V142L143 141ZM148 140V141H147ZM156 140V141H155ZM172 140V141H171ZM209 140V141H207ZM217 140V141H216ZM3 141V142H2ZM63 143H62V142ZM94 143H92V142ZM121 141V142H120ZM129 141V142H128ZM134 143H133V142ZM140 141V143H139ZM143 141V142H142ZM147 141V142H146ZM150 141V142H149ZM156 143H155V142ZM158 141V142H157ZM160 141V142H159ZM164 141V142H163ZM168 141V142H167ZM177 141V142H176ZM184 141V142H183ZM193 141V143H192ZM207 141V142H206ZM222 141V142H221ZM225 141V142H223ZM10 142V143H9ZM27 142V143H26ZM50 142V143H49ZM59 142V143H58ZM120 142V143H119ZM127 143L126 145L124 144ZM138 142V143H137ZM152 142V143H151ZM163 142V143H162ZM173 142V144H172ZM187 142V143H185ZM212 142V143H211ZM263 142V143H262ZM5 143V144H4ZM7 143V144H6ZM14 143V144H13ZM32 145H31V144ZM50 145H49V144ZM57 143V144H56ZM64 144V145H60ZM133 143V144H132ZM137 143V144H136ZM147 144V145H144ZM151 145H150V144ZM161 146H159L158 144ZM161 143V144H160ZM165 143V144H164ZM172 145H171V144ZM176 143V145H175ZM179 146H178V144ZM222 143V145H220ZM224 143V145H223ZM250 143V144H249ZM259 143V144H258ZM261 143V144H260ZM31 146H30V145ZM35 144V145H34ZM49 147L50 149L48 150ZM121 144V145H120ZM135 144V145H134ZM149 144V146H148ZM154 144L156 145L155 147ZM166 144H169L166 147ZM211 144V145H210ZM213 144V145H212ZM263 144V145H262ZM27 145V146H26ZM45 145V146H44ZM54 145V146H53ZM120 145V146H119ZM164 145V146H163ZM228 147H226V146ZM238 145V147H237ZM244 145V146H243ZM259 145V146H258ZM17 146V147H16ZM21 146V147H20ZM52 146V147H51ZM62 146V147H61ZM89 146V148H87ZM119 146V147H118ZM130 146V147H129ZM140 146V147H139ZM142 146V147H141ZM173 148H172V147ZM180 151H178V149L180 148ZM187 148H185V147ZM194 146V147H193ZM205 146V147H204ZM212 146V148H211ZM217 146V147H216ZM242 146V147H241ZM252 146V147H250ZM13 147V148H12ZM29 147V148H28ZM56 147V148H53ZM60 147V150H58V148ZM64 147V148H63ZM118 147V148H117ZM128 148L129 150L125 149ZM139 147V148H138ZM158 147V148H157ZM166 147V149H162ZM171 147V148H170ZM184 147V148H183ZM189 147V149H188ZM214 147V148H213ZM12 148V149H11ZM16 148V149H15ZM24 148V149H23ZM38 148V149H37ZM53 148V149H51ZM142 148V149H141ZM154 148L152 151L151 149ZM168 148L170 149L168 151V153H170V151H172L170 154L165 153L167 152ZM195 148L197 151V156H201V158L197 157L196 158V152H195ZM239 148V149H238ZM250 148V149H249ZM15 149V150H14ZM30 149H34L33 151ZM68 149V150H67ZM124 149V150H123ZM133 149V150H131ZM140 149V150H139ZM160 149V150H159ZM173 149V150H172ZM177 149V150H176ZM191 149V150H190ZM208 149V150H207ZM11 150V151H10ZM58 150V151H57ZM89 150V151H86ZM122 150V151H121ZM131 150V151H130ZM166 150V151H165ZM187 150V151H186ZM213 150V151H212ZM229 150V151H228ZM22 151V152H21ZM28 151V152H27ZM41 151V152H40ZM55 151V152H54ZM61 151V152H59ZM66 153H65V152ZM117 151H121L120 154ZM125 151L129 152L126 153L127 155H125ZM137 151V152H136ZM144 151V152H142ZM148 151V152H147ZM150 151V152H149ZM159 151V152H158ZM195 152V156L193 155V153ZM202 151V152H201ZM212 151V152H211ZM220 151V152H219ZM224 151L226 155H228L227 157L224 154ZM238 151L240 153H238ZM243 151V152H242ZM259 151V153H258ZM262 151V152H261ZM6 152V153H5ZM15 152V153H14ZM24 152V153H23ZM33 152V153H32ZM52 152V153H50ZM64 152V153H63ZM186 152V153H184ZM189 152V153H188ZM201 152V153H200ZM221 152L223 155H221ZM231 152V153H230ZM9 153V154H8ZM13 153V154H12ZM19 153V154H18ZM35 153V154H34ZM39 153V154H38ZM43 153V155H42ZM48 153V154H47ZM59 153V154H58ZM62 153V154H61ZM72 153V154H71ZM86 153V155H85ZM124 153V154H123ZM139 153V154H138ZM145 153V154H144ZM163 153V154H162ZM175 153V154H174ZM177 153V154H176ZM181 153V154H180ZM209 153V154H208ZM234 153V154H233ZM255 153V154H254ZM262 153V154H261ZM3 154V155H2ZM7 154V155H6ZM23 154V155H22ZM28 154V155H27ZM56 154V155H55ZM65 154V157H64ZM68 158H67V155ZM122 154V155H121ZM144 154V156H143ZM167 154V156H166ZM184 154V155H183ZM229 154L231 155V157H229ZM241 154V155H240ZM253 154V155H252ZM261 154V155H260ZM71 155V156H70ZM169 155V158H168ZM175 155V156H174ZM183 155V156H181ZM186 155V156H185ZM210 155V157H209ZM216 155V158H215ZM220 155V156H219ZM236 155V156H235ZM12 156V157H11ZM20 156V158H19ZM29 156V157H28ZM50 156V157H49ZM52 156V157H51ZM57 156V157H56ZM143 156V157H142ZM147 156V157H146ZM171 156V157H170ZM179 156V157H178ZM188 156H190V159ZM194 156V157H193ZM204 156V157H203ZM232 156H235V158H233ZM248 156V157H247ZM4 157V158H3ZM7 157V158H6ZM27 158V160H25L24 158ZM84 157V158H83ZM131 157V159H130ZM145 157V158H144ZM149 157V158H148ZM166 158V159H162V158ZM177 157V158H176ZM186 157V159L184 158ZM209 157V158H208ZM218 157V158H217ZM12 158V159H11ZM22 158V159H21ZM31 158V159H30ZM36 160L34 161L33 160ZM41 158V159H40ZM57 158V159H56ZM87 158V159H86ZM124 158V159H123ZM180 160H179V159ZM194 158V159H193ZM207 158V159H206ZM214 158V159H213ZM221 159V161H218V159ZM226 158V159H225ZM232 158V159H231ZM5 159V160H3ZM38 159V160H37ZM86 159V161H85ZM149 159V160H148ZM155 159V160H154ZM173 159H175V161H178L179 164L175 161H173ZM182 159V160H181ZM204 161H203V160ZM213 159V160H212ZM235 159V160H234ZM243 159V160H242ZM3 160V161H2ZM17 160L19 162V164L17 163ZM29 160V161H28ZM41 160V161H40ZM48 160V161H47ZM82 160V161H81ZM84 160V161H83ZM124 162H123V161ZM128 160V162H127ZM172 160V161H171ZM185 160V162H184ZM191 160V161H190ZM195 160V161H194ZM203 161V162H207L206 160H208V162L211 163L212 165H216L219 163V176H217L216 180L213 176H211V178H209L210 176H208V179L206 178L205 181L203 179L204 182H202L201 186H200V180H202L200 178L199 173L197 172L196 167H194V165L196 164V161ZM212 160V161H210ZM232 162H231V161ZM14 161V163L12 162ZM39 163L37 164L36 163ZM40 161V162H39ZM81 161V162H80ZM159 161V162H158ZM165 161L167 164H165ZM171 161V162H170ZM194 161V162H193ZM215 161H218L217 163ZM226 161V162H225ZM233 161H235L233 163ZM247 161V162H246ZM10 162V163H9ZM22 162V163H21ZM51 164H50V163ZM53 162V163H52ZM67 164H66V163ZM79 162V163H78ZM84 162V163H83ZM158 162V163H157ZM161 162V164H160ZM170 162V164H169ZM193 162V163H191ZM215 162V164L213 163ZM244 162V163H243ZM250 165H249V163ZM3 163V164H2ZM13 163V164H12ZM29 163V164H28ZM69 163V164H68ZM122 163V164H121ZM128 163V164H127ZM145 163V164H144ZM160 164V166L156 165V164ZM210 163H207L208 165H210ZM227 163V164H226ZM248 163V164H247ZM9 164V165H8ZM48 164V165H46ZM63 164V165H61ZM74 164V165H73ZM75 164H77L75 166ZM165 164V165H164ZM169 164V165H168ZM172 164V165H171ZM174 164V165H173ZM187 164V165H186ZM229 164V165H228ZM241 164L242 167H244V169L239 165ZM260 164V165H259ZM18 165V166H17ZM30 165V166H29ZM34 165V167H33ZM45 165V166H44ZM52 165V166H51ZM56 165V166H55ZM67 165V166H66ZM70 165V166H69ZM73 165V167L71 166ZM83 165V166H82ZM125 165V166H124ZM156 165V167L154 166ZM166 165H168L166 167ZM263 165V166H262ZM14 166V167H13ZM23 166V167H22ZM38 166V168L36 167ZM43 166V167H42ZM55 166V167H54ZM64 166V167H63ZM66 166V167H65ZM78 166V167H77ZM193 166V168H192ZM256 166V167H255ZM257 166H260L259 169ZM5 167V168H4ZM13 169H11V168ZM33 169V170H31ZM45 167V169H44ZM68 167V168H67ZM72 167V168H71ZM158 167V168H157ZM163 167V168H162ZM186 167V168H185ZM226 167V168H225ZM248 167V168H247ZM251 167V168H250ZM18 168V169H17ZM26 168V169H25ZM29 168V170H28ZM51 168V169H50ZM64 168V169H63ZM67 168V169H66ZM155 168V169H154ZM192 168V169H190ZM247 168V169H245ZM254 168V169H253ZM261 168V169H260ZM8 169V170H7ZM20 169V171H19ZM53 169L55 171H53ZM61 169V170H60ZM70 172H68L69 170ZM82 169V170H81ZM87 169V170H86ZM226 169V170H225ZM6 170V171H5ZM18 170V171H17ZM35 170V171H34ZM44 170V171H43ZM50 174L48 173V171H50ZM60 170V171H59ZM73 170V171H72ZM81 170V171H80ZM88 172L86 173L85 172ZM164 170V172H163ZM169 172H168V171ZM173 170V173H171ZM185 170V171H184ZM188 170V171H187ZM194 170V171H191ZM196 170V171H195ZM246 170V171H245ZM262 170V172H261ZM8 171V172H7ZM28 171V172H27ZM34 171V172H33ZM37 171V172H36ZM47 171V172H45ZM57 171H59L57 173ZM84 171V172H83ZM178 171V172H177ZM183 171V172H181ZM191 171V172H190ZM222 171V172H221ZM228 171V172H226ZM245 171V172H244ZM257 171V174H256ZM2 172V173H1ZM10 172V173H9ZM13 172V173H12ZM25 172V173H24ZM31 172V173H30ZM42 174H41V173ZM44 172V173H43ZM63 172V173H62ZM163 172V173H162ZM175 172V173H174ZM189 172V174L186 173ZM241 172V173H240ZM254 172V173H253ZM9 173V174H8ZM19 173V174H18ZM30 175H29V174ZM33 173V174H32ZM39 173V174H38ZM125 173V174H124ZM192 173H193V178H192ZM197 173V176H196ZM235 173V174H234ZM251 173V174H249ZM263 173V174H262ZM13 174V175H11ZM23 174V175H22ZM36 174V175H35ZM43 175V177L41 178V175ZM46 174V176H45ZM60 174V175H59ZM74 174V175H73ZM88 174V175H87ZM122 174V175H121ZM124 174V175H123ZM128 174V175H127ZM168 174V175H167ZM180 174H184V175H180ZM238 174V175H237ZM245 174V175H242ZM261 174V175H259ZM4 175V177H3ZM16 175V176H15ZM34 175V176H33ZM86 175V176H85ZM92 175V174H91ZM166 175V176H165ZM171 175V176H170ZM176 175V176H175ZM185 175L187 176V178L185 177ZM247 175V176H246ZM251 175V176H250ZM253 175H255L253 177ZM263 175V177H261ZM10 176V177H9ZM26 178H25V177ZM32 176V177H31ZM45 176V177H44ZM55 176V175H54ZM55 176V177H56ZM63 176V177H62ZM67 176V178L65 177ZM126 176V177H125ZM131 176V177H130ZM169 176V177H168ZM179 178H178V177ZM184 176V177H183ZM189 176V177H188ZM235 176V177H234ZM239 179H238V177ZM243 176V177H241ZM244 176H246V179H243ZM250 176V177H249ZM259 176V177H258ZM23 177V178H22ZM35 177V178H34ZM70 177V178H68ZM80 177V179H79ZM85 179H84V178ZM121 177V178H120ZM124 177V179H123ZM130 177V178H128ZM174 179H173V178ZM230 177V178H229ZM232 177L234 178L232 181ZM240 177L243 179L240 180ZM2 178V179H1ZM7 178V179H6ZM47 178V179H46ZM61 178V179H60ZM89 178V179H88ZM133 178V179H132ZM169 178V179H168ZM197 178H199V181L197 182ZM214 178V179H213ZM247 178H249V181ZM250 178H252L250 180ZM254 178V179H253ZM259 178H261L262 180H258ZM13 179V180H12ZM16 179V180H14ZM22 179V180H20ZM39 181H38V180ZM46 179V180H45ZM49 179V180H48ZM68 179V180H67ZM79 181H78V180ZM83 179V180H82ZM94 181H93V180ZM127 179V180H126ZM132 179V180H131ZM178 179L180 182H178ZM186 179V180H185ZM190 179V180H189ZM210 179V180H209ZM35 180V181H34ZM88 180V181H87ZM100 180V181H99ZM125 180V181H123ZM175 180V181H174ZM177 180V181H176ZM183 180V181H182ZM213 181V185L214 188H216V193L218 195V204H216L217 206V211H214V208H211L210 203V198L209 194L206 191L203 194V191L206 187V183H209V181ZM236 180V181H235ZM258 180V181H257ZM17 183H16V182ZM33 181V182H32ZM41 181V182H40ZM49 181V182H48ZM63 181H67V182H63ZM81 181V182H80ZM102 181V182H101ZM104 181V182H103ZM129 181V182H128ZM168 181V182H167ZM220 181V183H219ZM231 181V182H229ZM238 181L237 187H236V183ZM242 181V182H241ZM250 181L253 183L252 186H250L252 183H250ZM27 182V183H25ZM38 182V183H36ZM97 182V183H96ZM99 182V183H98ZM134 182V183H132ZM170 182V183H169ZM173 184H172V183ZM176 182V183H175ZM178 182V183H177ZM185 182V183H184ZM197 182V183H196ZM206 182V183H205ZM235 182V184H234ZM241 182V183H240ZM248 182V183H247ZM255 182V183H254ZM15 183V185H14ZM25 183V184H24ZM36 183V184H35ZM44 185H43V184ZM128 183L130 185H128ZM169 185H168V184ZM189 183V184H188ZM218 183V184H217ZM224 183V184H221ZM231 183V184H230ZM247 186H245L244 184ZM250 185H247V184ZM8 184V185H7ZM10 184V185H9ZM17 184V186H16ZM21 184V185H20ZM73 184V185H72ZM79 184V185H78ZM88 184V185H87ZM98 184V185H97ZM100 184V185H99ZM104 185V186H101ZM174 184L176 186V188L174 187ZM179 184V185H178ZM180 184H182L180 186ZM206 184V185H205ZM239 184H243L242 186H244V188L239 185ZM12 185V186H11ZM14 185V186H13ZM23 185V186H22ZM27 185V186H26ZM33 185L34 188H33ZM82 185V186H81ZM87 185V186H86ZM134 185V186H133ZM185 185H187L186 188ZM195 185V186H194ZM197 185V186H196ZM219 185V186H218ZM227 185V186H226ZM231 185V186H230ZM235 185V189H233L232 186ZM238 185H239V189H238ZM26 186V188H25ZM38 186V187H37ZM41 186V187H40ZM44 186V188H43ZM92 186V187H91ZM132 186L134 188H132ZM170 186V188H169ZM178 186V187H177ZM216 186V187H215ZM17 187V188H16ZM38 189H37V188ZM83 187V188H81ZM85 187V188H84ZM87 187V189H86ZM91 187V188H90ZM96 187V188H95ZM101 187V188H100ZM104 187V189H103ZM129 187V188H128ZM173 187V190H172ZM184 187V188H182ZM191 187V190L189 189ZM199 187V188H197ZM204 189H203V188ZM220 187V188H219ZM230 187V188H228ZM4 188V189H3ZM16 188V189H15ZM19 188V189H18ZM28 188V189H27ZM32 188V190H31ZM43 190H42V189ZM47 188V190L45 189ZM80 188V189H79ZM99 188V189H98ZM132 188V189H131ZM166 188V189H165ZM193 188V189H192ZM232 188V189H231ZM241 188V189H240ZM243 188V189H242ZM37 189V190H36ZM80 191H79V190ZM91 189V190H90ZM98 189V190H97ZM100 189H102L100 191ZM171 189V190H170ZM180 193H178L179 191ZM185 190V192H183V190ZM199 189V190H198ZM225 189V190H224ZM228 189V190H227ZM237 189V190H236ZM10 190V192H9ZM30 190V191H29ZM63 190L64 193H63ZM69 190V192H68ZM72 190V191H71ZM83 190V191H82ZM131 190V191H130ZM133 190V191H132ZM169 190V191H168ZM187 190V191H186ZM189 190V191H188ZM215 190V189H214ZM231 192H228L230 191ZM249 190V191H248ZM251 190V191H250ZM27 191V192H26ZM40 191V192H39ZM68 194H65L67 193ZM74 191H76L74 193ZM139 191V192H138ZM168 191V192H167ZM171 191V192H170ZM175 191V192H173ZM178 191V192H176ZM201 191V192H200ZM227 193H226V192ZM240 191V192H239ZM15 192V193H14ZM24 192V194H23ZM30 192V193H29ZM72 192V193H71ZM93 192V193H92ZM137 192V193H134ZM164 192V193H163ZM190 194H189V193ZM200 192V193H199ZM225 192V193H223ZM233 192V193H232ZM238 192V193H236ZM14 193V194H12ZM34 193V192H33ZM32 193V194H33ZM37 193V194H38ZM43 193V195H42ZM78 193V195H77ZM83 193V195H82ZM91 193V194H90ZM99 193V194H98ZM188 193V194H187ZM193 193V194H192ZM236 193V194H235ZM19 194V195H18ZM21 194V195H20ZM74 194V195H73ZM81 194V196H80ZM87 194V195H86ZM93 194V195H92ZM170 194V195H169ZM176 194V195H175ZM186 194V195H185ZM201 194H203L205 197H203ZM232 194V195H231ZM235 194V195H234ZM263 194V195H260ZM13 195V196H12ZM23 195V196H22ZM29 195V196H28ZM70 195V196H69ZM85 195V196H84ZM130 197H129V196ZM141 195V196H140ZM163 195V196H162ZM165 195V196H164ZM173 195V196H172ZM174 195L175 198L174 199ZM185 195V196H184ZM188 195V196H187ZM257 195V196H256ZM34 196V195H33ZM79 196V197H78ZM88 196V198H87ZM135 196V197H134ZM139 196V197H138ZM177 196V197H176ZM192 196V197H189ZM200 197L202 200H206L208 199V201H206V207L202 206L200 202H202V200L198 197ZM202 196V197H201ZM257 200H254V198ZM259 196V197H258ZM21 197V198H20ZM27 197V198H26ZM66 197V198H67ZM77 197V198H76ZM144 197V198H143ZM179 197V198H178ZM183 199H181V198ZM186 197V198H185ZM189 197V198H187ZM207 197V198H206ZM225 197V198H224ZM235 197V198H234ZM251 197V198H250ZM261 197V198H260ZM19 198V200H18ZM24 198V199H23ZM29 198V199H28ZM80 198V199H79ZM86 198V199H84ZM135 198V199H134ZM137 198V199H136ZM139 198H141L139 200ZM206 198V199H205ZM10 199V200H9ZM23 199V200H22ZM74 199V200H72ZM79 199V200H78ZM88 199V200H87ZM106 199V200H105ZM131 199V200H130ZM168 199V200H167ZM172 199H174L172 201ZM185 199V200H184ZM188 199V200H187ZM193 199V200H192ZM197 199V200H196ZM200 199V200H199ZM221 199L224 201L225 205L222 206L221 208ZM236 201H235V200ZM238 199V201H237ZM240 199V200H239ZM18 200V201H17ZM21 200V201H20ZM67 200V199H66ZM64 199H61V202L58 201V203H60V211H62L61 213H66L68 211V202ZM76 200V201H75ZM135 200V201H133ZM139 200V201H138ZM166 200V203H165ZM192 202H190V201ZM227 200V201H226ZM259 200V201H258ZM17 201V202H16ZM26 201V202H25ZM91 201V202H90ZM95 201V202H93ZM133 201V202H132ZM169 201V202H168ZM172 201V202H171ZM179 201V202H178ZM199 201V202H198ZM222 201V202H223ZM2 202V204H1ZM6 203V206L4 205ZM25 202V203H24ZM77 202V203H76ZM105 202V203H104ZM183 202V203H181ZM198 202V203H197ZM227 202V203H226ZM238 202V203H237ZM262 202V203H261ZM4 203V204H3ZM10 205H9V204ZM13 203V204H12ZM29 205H28V204ZM95 203V204H94ZM103 205H102V204ZM137 203V204H136ZM180 203V204H179ZM196 203V204H195ZM232 203V204H231ZM98 204V205H97ZM105 204V205H104ZM134 204V205H133ZM165 204V205H164ZM176 206H174V205ZM190 204V205H189ZM194 204V205H193ZM220 204V205H219ZM227 204V205H226ZM231 206H230V205ZM242 204V205H240ZM255 204V205H254ZM257 204V205H256ZM262 204V205H261ZM27 205L29 207H27ZM31 205V206H30ZM64 208H62L61 207ZM67 205V206H66ZM80 205V206H78ZM84 205V207H82ZM89 205V206H88ZM100 205V206H99ZM108 205V204H107ZM136 205V206H135ZM168 205V206H167ZM208 205V206H207ZM234 205V206H233ZM250 205V206H249ZM253 205V206H252ZM11 206V207H10ZM76 206V207H75ZM88 206V207H87ZM97 206V207H96ZM106 209H105V207ZM184 206V207H183ZM186 206V207H185ZM192 206V207H191ZM6 207V208H4ZM10 209H9V208ZM95 207V208H94ZM104 207V208H103ZM188 207V208H187ZM191 207V208H190ZM196 207V208H195ZM198 207V208H197ZM205 209H204V208ZM221 210H218L219 208ZM231 207V208H230ZM234 207V208H233ZM8 208V209H7ZM12 208V209H11ZM29 210H27V209ZM34 208V209H33ZM67 210H66V209ZM85 208V209H84ZM88 208V209H87ZM94 208V209H93ZM101 208V210H99ZM187 210H186V209ZM211 211H210V209ZM250 208H252V210H250ZM259 210H258V209ZM262 208V209H260ZM24 211H23V210ZM94 211H93V210ZM176 209V210H175ZM194 209V210H193ZM208 209V210H207ZM230 211H229V210ZM232 209V210H231ZM242 209V210H241ZM249 209V211H248ZM10 210V211H9ZM27 210V211H26ZM98 210V211H97ZM106 210V211H105ZM108 210V211H107ZM110 210V213H109ZM128 210V211H127ZM133 210V211H132ZM198 210V211H197ZM214 212H213V211ZM258 210V211H257ZM128 212L126 214V212ZM182 211V212H181ZM186 211V212H185ZM193 211V212H192ZM221 213H220V212ZM226 211V212H225ZM229 211V213L227 212ZM233 211V212H232ZM235 211V212H234ZM242 213H241V212ZM36 214H34V213ZM86 212V213H85ZM93 212V213H92ZM98 212V213H97ZM105 212V213H104ZM132 212V213H131ZM198 212V213H197ZM207 212V213H206ZM211 212V214H210ZM237 212V213H236ZM63 213V214H64ZM85 213V215H84ZM90 215H89V214ZM104 213V214H103ZM146 215H145V214ZM152 213V214H151ZM173 213V214H172ZM186 213V214H185ZM195 213V214H194ZM226 213V214H225ZM34 214V215H33ZM97 214V215H96ZM107 214V215H106ZM169 214V215H168ZM175 214V215H174ZM177 214V215H176ZM193 214V215H192ZM202 214V215H201ZM216 214V216L218 215V217H214L213 215ZM221 214V215H219ZM228 214V215H227ZM232 216H230V215ZM234 214V215H233ZM237 214V215H236ZM243 214V215H241ZM28 215V217H26ZM33 215V216H32ZM37 215L39 218H37ZM85 217H84V216ZM91 217H89V216ZM96 217H95V216ZM131 215V216H130ZM136 215V217H135ZM149 217H148V216ZM187 215V216H186ZM196 215V216H195ZM223 215V216H222ZM32 216V218H31ZM36 217L33 219V217ZM108 216V218H107ZM109 216L111 218H109ZM143 216V217H142ZM161 216V217H160ZM165 218H164V217ZM169 216V217H168ZM192 216V217H191ZM200 216V217H199ZM243 216V217H242ZM84 217V218H83ZM102 219H100V218ZM140 217V218H139ZM148 217V218H147ZM190 217V218H189ZM213 217V219H212ZM94 218V219H93ZM152 218V219H151ZM170 218V219H169ZM196 218V219H195ZM208 218V219H206ZM216 218V219H215ZM233 218V219H232ZM40 219H42L40 221ZM84 219H87L85 222L83 221ZM108 219V220H107ZM127 219V220H126ZM130 219V220H129ZM175 219V220H174ZM189 219V220H187ZM210 219V220H209ZM232 219V220H231ZM30 220V221H29ZM98 220V223L97 221ZM101 220V221H100ZM103 220V221H102ZM130 222H129V221ZM138 220V221H137ZM151 220V221H150ZM167 220V221H166ZM231 220V221H230ZM45 223H44V222ZM96 221V223H95ZM105 221V222H104ZM127 221V223H126ZM150 221V222H149ZM172 222L170 224V222ZM178 221V222H177ZM202 221L204 222V225L202 223ZM207 221V222H206ZM217 221V223H216ZM227 221V222H226ZM249 221V222H248ZM252 221V222H251ZM30 222V223H29ZM40 222V223H39ZM83 222V223H82ZM93 224H91V223ZM100 222L105 223L104 224H100ZM149 222V223H148ZM161 222V223H160ZM193 222V223H192ZM209 222V223H208ZM238 222V223H237ZM6 223V224H5ZM26 223V224H25ZM44 223V224H43ZM130 223V224H129ZM159 223V224H158ZM202 223V224H201ZM207 223V224H206ZM219 223V224H218ZM229 223V224H228ZM232 223V224H231ZM234 223V224H233ZM89 224V225H88ZM95 224V225H94ZM109 224V225H108ZM128 224V225H127ZM164 224V225H163ZM260 224V225H259ZM4 225V226H3ZM52 225V226H51ZM103 225V226H101ZM130 225V226H129ZM160 225V226H159ZM163 225V226H162ZM183 225V226H182ZM4 228H3V227ZM24 226V227H23ZM47 226V227H46ZM94 226V227H93ZM96 226V227H95ZM98 226V227H97ZM101 226V227H100ZM180 226V227H179ZM194 226V227H191ZM205 226V227H204ZM210 228H209V227ZM225 226V227H222ZM235 226V227H234ZM6 227V228H5ZM11 227V228H9ZM17 227V228H16ZM49 227V228H48ZM52 227V228H51ZM105 227V228H104ZM107 227V228H106ZM109 227V228H108ZM145 227V228H144ZM165 227V228H164ZM219 227V228H216ZM227 227V228H226ZM248 227V228H247ZM9 228V229H8ZM95 231H94V229ZM127 228V229H126ZM160 228V231H159ZM163 228V229H162ZM215 228V229H214ZM226 228V229H225ZM240 228V229H239ZM20 229V230H19ZM98 229V230H97ZM170 229V230H169ZM200 229V230H199ZM202 229V230H201ZM225 229V230H224ZM228 229V230H227ZM263 229V230H262ZM6 230V231H5ZM45 230V231H43ZM91 230V231H92ZM102 230V231H101ZM109 230V231H108ZM178 234H177V232ZM220 230V231H219ZM249 230V231H248ZM48 231V232H47ZM51 231V232H50ZM55 233H54V232ZM103 231H105L103 233ZM128 231V232H127ZM137 231V232H136ZM169 231V232H168ZM214 231V232H213ZM234 231V233H233ZM240 231V232H237ZM5 232V233H4ZM45 232V233H44ZM130 232V233H129ZM134 232V233H133ZM224 232V233H223ZM21 233V234H20ZM183 233V234H182ZM190 233V234H189ZM200 233V234H199ZM212 233V234H211ZM223 233V236H222ZM232 233V235H231ZM14 234V235H13ZM48 234V235H47ZM52 234V236H54ZM110 234V235H109ZM133 234V235H132ZM230 234V235H229ZM2 235V236H1ZM5 235V236H4ZM10 236L8 238V236ZM128 235V236H126ZM135 235V236H134ZM149 235V236H148ZM212 235V237H211ZM215 235V238L214 236ZM227 235V236H226ZM18 236V238H17ZM49 236V237H48ZM106 236V237H105ZM109 236V237H107ZM201 236V237H200ZM222 236V237H220ZM234 236V237H233ZM256 236V237H254ZM5 237V238H4ZM7 237V238H6ZM48 237V238H47ZM57 237V235L55 236V238ZM198 237V238H197ZM219 237V238H218ZM231 239V241L227 242L224 240L225 238ZM242 237V239H241ZM45 238V239H44ZM47 238V239H46ZM107 238V239H106ZM214 238V239H213ZM218 238V239H217ZM223 238V240H222ZM10 241H9V240ZM44 239V240H43ZM200 239V240H199ZM210 239L212 241H210ZM220 239V240H219ZM246 239V240H245ZM5 240V241H4ZM20 240V241H19ZM151 240V241H150ZM222 240V241H221ZM252 240V241H251ZM8 241V243H7ZM15 241V242H14ZM19 241V242H18ZM30 241V242H29ZM52 241V242H51ZM130 241V242H129ZM178 241V242H177ZM217 241V242H216ZM225 241V242H224ZM5 242V243H4ZM17 242V243H16ZM45 242V244H44ZM203 242V243H202ZM222 242V244H221ZM243 242V243H242ZM16 243V244H15ZM111 243V242H110ZM187 243V244H186ZM209 243V244H208ZM215 243V244H213ZM227 244L226 246H224L223 244ZM237 243V244H236ZM7 246H5V245ZM9 246H8V245ZM12 246H11V245ZM15 244V245H14ZM44 246H43V245ZM51 244V245H50ZM130 244V245H129ZM194 244V245H193ZM206 244V245H205ZM212 244V245H211ZM219 244V245H217ZM233 244V245H230ZM251 244V245H250ZM257 244V246H256ZM18 245V246H16ZM21 245V246H20ZM105 245V246H106ZM216 245V246H215ZM229 245V246H228ZM240 245V246H239ZM5 246V247H4ZM42 246V247H40ZM49 246V247H48ZM53 246V245H52ZM179 246V247H178ZM207 246V247H205ZM219 246V247H218ZM236 246V247H235ZM246 246V247H245ZM11 247L12 250H11ZM20 247V248H19ZM107 247V246H106ZM195 247V248H194ZM198 247V248H197ZM225 247V248H224ZM241 247V248H239ZM253 247V248H252ZM255 247V248H254ZM261 247V248H260ZM2 248V250H1ZM8 248V249H7ZM18 248V249H16ZM50 250H49V249ZM180 248V249H179ZM187 248V249H186ZM205 248V249H204ZM214 248V249H213ZM224 248V249H223ZM243 248V249H242ZM247 248V249H246ZM16 249V250H15ZM45 249V250H44ZM64 249V250H63ZM78 249V250H77ZM184 251H182V250ZM195 249V250H194ZM197 249V250H196ZM216 249H218L216 251ZM245 249V250H244ZM10 250V251H9ZM15 250V251H14ZM48 250V251H47ZM52 250V251H51ZM69 250V251H68ZM71 250V251H70ZM81 250V251H80ZM128 250L130 252H128ZM159 250V251H158ZM177 250V251H176ZM206 250V251H204ZM214 250V251H213ZM260 250V251H259ZM262 250V251H261ZM2 251V252H1ZM7 251V252H6ZM22 251V252H21ZM41 251V252H40ZM43 251V252H42ZM45 251V252H44ZM47 251V252H46ZM78 251V252H77ZM84 251V252H83ZM196 251V252H195ZM222 251V252H221ZM248 251V252H247ZM4 252V254H3ZM6 252V254H5ZM12 254H11V253ZM62 252V253H61ZM70 252V253H69ZM73 252V253H72ZM76 252V253H75ZM127 252V253H126ZM183 252V253H182ZM199 252V253H198ZM202 254H201V253ZM236 252V253H235ZM253 252V253H252ZM258 252V253H257ZM18 253V254H17ZM43 253V254H42ZM64 253V255H63ZM84 253V254H83ZM133 253V254H132ZM185 253V254H184ZM198 253V254H197ZM209 253V254H208ZM260 253V254H259ZM3 254V255H2ZM23 254V255H22ZM45 254V255H44ZM71 254V255H69ZM176 254V255H175ZM191 254V255H190ZM194 254V255H193ZM200 254V256H198ZM205 254V255H204ZM208 254V256H206ZM212 254V255H211ZM226 254V256H225ZM237 254V255H236ZM246 254V255H245ZM258 254V255H257ZM262 254V255H261ZM6 255V256H5ZM13 255V256H12ZM54 255V256H53ZM68 255V256H67ZM83 255V258H82ZM127 255H129L127 258ZM133 255V256H132ZM169 255V256H168ZM179 255V256H178ZM184 255V256H183ZM215 255V256H214ZM224 255V256H223ZM4 258H3V257ZM19 256V258H18ZM47 256V257H46ZM75 256V257H74ZM138 256V257H137ZM166 256V257H165ZM177 256V257H176ZM181 256V257H180ZM212 256V257H211ZM218 258H217V257ZM245 257V260L243 259ZM12 257V258H11ZM23 257V258H21ZM49 257V258H48ZM175 257V258H174ZM195 259H194V258ZM198 257H200L199 259H197ZM223 257V258H222ZM230 257V258H229ZM232 257V258H231ZM236 257V258H235ZM240 257V258H239ZM253 257V258H252ZM8 260H7V259ZM11 258V259H10ZM52 258V259H51ZM71 258V259H70ZM75 258V259H74ZM88 258V259H86ZM136 258V261H134ZM192 258V260H191ZM215 258V259H214ZM228 258V260H227ZM248 258V259H247ZM5 259L7 261H5ZM23 259V260H22ZM81 259H85L84 261ZM141 259V260H140ZM147 259V260H146ZM194 259V260H193ZM197 259V260H196ZM204 259V260H202ZM209 261H207V260ZM218 259V260H217ZM230 259V261H229ZM240 259V260H239ZM256 261H254V260ZM14 260V261H13ZM46 262H45V261ZM47 260L49 262H47ZM78 260V261H77ZM87 260V262H86ZM90 260V262H89ZM129 260V261H128ZM132 260V261H131ZM158 260V261H157ZM161 260V261H160ZM184 260V261H183ZM187 262H186V261ZM202 260V261H201ZM223 260V261H222ZM264 260V258H263ZM50 261H54L53 263ZM79 261H81L79 263ZM83 261V263H82ZM126 261L124 262V264L126 263ZM196 261V262H195ZM200 261V262H198ZM234 261V262H233ZM245 263H244V262ZM254 261V262H253ZM15 262V263H14ZM18 262V263H17ZM59 262V263H58ZM133 262V263H131ZM264 262V261H263Z\"/></svg>",
	"mask_w": 264,
	"mask_h": 264
},
{
	"label": "bare ground",
	"instance_id": "bare-ground-1",
	"mask_svg": "<svg viewBox=\"0 0 264 264\" xmlns=\"http://www.w3.org/2000/svg\"><path fill=\"white\" fill-rule=\"evenodd\" d=\"M8 1V0H7ZM54 1V0H53ZM99 1H101V0H99ZM112 1V0H111ZM123 1V0H122ZM131 1V0H130ZM14 2H16L15 0H14ZM73 2H74V0H72V4H73ZM98 2V1H97ZM101 2H103V1H101ZM105 2H106V0H105ZM109 2V1H108ZM143 2V1H142ZM1 3V2H0ZM12 3H13V1H12ZM54 3V2H53ZM140 3V2H139ZM145 3V2H144ZM148 3H149V1H148ZM154 3H156V2H154ZM224 3V2H223ZM23 4V3H22ZM28 4V3H27ZM35 4V3H34ZM58 4V3H57ZM61 4V3H60ZM75 4V3H74ZM78 4V3H77ZM151 4V3H150ZM109 5V4H108ZM119 5H120V3H119ZM139 5V4H138ZM145 5V4H144ZM7 6V5H6ZM13 6V5H12ZM51 6V5H50ZM56 6V5H55ZM69 6V5H68ZM68 6H67V8L66 9H69L68 8ZM76 6V5H75ZM103 6H104V4H103ZM111 6L113 7V5L111 4ZM125 6V5H124ZM129 6H130V4H129ZM251 6V5H250ZM254 6V5H253ZM1 7V6H0ZM54 7V6H53ZM57 7V6H56ZM59 7H60V5H59ZM65 7H66V5H65ZM64 7V8H65ZM99 7V6H98ZM151 7H152V5H151ZM157 7V6H156ZM51 8V7H50ZM135 8V7H134ZM143 8H144V6H143ZM155 8V7H154ZM3 9V8H2ZM1 9V10H2ZM27 9V8H26ZM42 9V8H41ZM51 9H53V8H51ZM51 9H49V11L51 10ZM74 10H75V8H73ZM95 9H97V8H95ZM100 8H98L97 9V11L99 10ZM148 9V8H147ZM6 10V9H5ZM39 10H40V8H39ZM73 10V11H74ZM118 10V9H117ZM119 10H120V8H119ZM119 10L117 11V12H119ZM132 10H134L135 11V9H132ZM131 10V11H132ZM151 10H152V8H151ZM27 11V10H26ZM36 11V10H35ZM47 11V10H46ZM45 11V12H46ZM54 11V10H53ZM58 11V10H57ZM96 11V10H95ZM137 11V10H136ZM139 11V10H138ZM157 11V10H156ZM161 11V10H160ZM38 12V11H37ZM40 12V11H39ZM63 12V11H62ZM5 13V12H4ZM27 13V12H26ZM29 13V12H28ZM47 13H49V12H47ZM43 14V13H38L37 15H36V17H34L32 20H30V23L29 24H27V25H25V27H22V25H21V27L23 28V30L22 29H20V25L19 26H17L16 28H15V26H14V29L13 28H11V29H13L10 33H8V38L5 36V38H7L6 40H5V38H4V36L2 37V33H1V36H0V58H3L4 57V59L5 58H8V59H10V61H11V64L10 65H12V64H14V63H20V65L21 64H25L24 66V70L22 71V82L18 85V88L17 89H20V90H22V89H24V87H26L30 82V79H31V75H32V72H33V70L35 69L34 67H33V69H31L32 68V66H33V63L35 62V61H37V60H40V58L41 57H43V58H41V61H43L44 60V56L46 55L45 54V50L46 49H51L52 48V44L54 45L55 43H54V41L55 40H58V39H56V37H57V35H59L60 33H61V31H59L57 28H58V26H59V24L61 23L60 21V17H59V15L54 11V13H50V14ZM65 13V12H64ZM76 13H78V12H76ZM94 13V12H93ZM120 13V12H119ZM148 13H149V11H148ZM156 13V12H155ZM224 13H226V12H224ZM223 13V14H224ZM235 13V12H234ZM6 14V13H5ZM81 14V13H80ZM99 14V13H98ZM98 14H96L97 16H98ZM228 14V13H227ZM236 14V13H235ZM27 15V14H26ZM70 15V14H69ZM103 15V14H102ZM105 15V14H104ZM121 15V14H120ZM128 15H129V13H128ZM146 15V14H145ZM148 15H150V14H148ZM147 15V16H148ZM5 16V15H4ZM9 16H10V14H9ZM42 16H45V17H48L49 18V20H51L50 21V24L48 25V26H43V24H42V22H41V20H44V19H41L42 18ZM79 16V15H78ZM83 16V15H82ZM84 16H86V15H84ZM92 16H95V14L93 15L92 14ZM91 16V17H92ZM96 16V17H97ZM111 16V15H110ZM113 16H115V15H113ZM116 16H118V14L116 15ZM141 16H144L143 14L141 15ZM69 17V16H68ZM90 17V18H91ZM99 18H100V15L98 16ZM107 17V16H106ZM122 17V16H121ZM129 16H127V20H130L129 18H128ZM158 17V16H157ZM157 17H156V19H157ZM161 17V16H160ZM169 17V16H168ZM167 17V18H168ZM5 18V17H4ZM77 18V17H76ZM83 18V17H82ZM87 18V17H86ZM89 18V17H88ZM98 18V19H99ZM103 18H105L104 16H103ZM102 18V19H103ZM115 18H117V17H115ZM125 18V17H124ZM130 18H131V16H130ZM134 18V20H135V17H133ZM132 18V19H133ZM142 18V17H141ZM146 18V17H145ZM144 18V19H145ZM147 18H149V17H147ZM146 18V19H147ZM155 18V17H154ZM164 18V17H163ZM170 18V17H169ZM7 19V18H6ZM70 19H72V18H70ZM79 19H81V18H79ZM84 19V18H83ZM82 19V20H83ZM97 19V18H96ZM117 19H119V18H117ZM122 18H120L119 19V21H117L116 23H114V24H112V26L110 25V29H108L109 30V32L107 33V34H102V35H99V34H97V32H95V33H93V35H91L88 39H86L87 41H86V43L84 44V47L81 49V48H79L78 49V53H76L77 55H78V57L80 58V57H82V55H84V51H87L86 52V54L87 53H89L90 54V58H92V61L94 60V61H96L97 63H99L100 61H102L103 63H104V60H103V54L105 55V61L107 62V61H109V62H107V67L109 66L108 65V63L110 64V62L111 61H114L113 60V52H111V46L112 45H110V43L111 42H113V40H114V42L116 43L117 41H119V39H121V37H122V35H123V33H124V29H125V25H124V22L121 20ZM126 19H125V21H126ZM138 19H140V17L138 18ZM143 19V20H144ZM146 19L144 20V21H146ZM164 19H166V18H164ZM10 20V19H9ZM26 21H27V19H25ZM84 20H86V19H84ZM93 20H95L94 19V17H93V19H90L89 20V22H91V21H93ZM103 20H105V19H103ZM102 20V21H103ZM109 20V19H108ZM108 20H106L107 22H108ZM112 20H113V18H112ZM142 20V19H141ZM150 20V21H149ZM162 18H158V20H155V19H148V21L145 23V25H146V27L144 28V33L146 32V34L148 35V36H150L151 34H152V32H153V30H156L157 28L159 29V27H160V25L162 24ZM168 20V19H167ZM208 20V19H207ZM4 21V20H3ZM2 21V22H3ZM8 21V20H7ZM12 21H13V19H12ZM26 21H25V23H26ZM48 21V20H47ZM69 21V20H68ZM75 21V20H74ZM114 21V20H113ZM131 21V20H130ZM130 21H128V22H130ZM165 21V20H164ZM5 22V21H4ZM70 22V21H69ZM78 22V18H77V21H76V23ZM101 22V21H100ZM105 22V21H104ZM110 22V21H109ZM112 22V21H111ZM127 22V21H126ZM133 22H136V21H133ZM143 22V21H142ZM166 22V21H165ZM17 23V22H16ZM46 23V22H45ZM49 23V22H48ZM87 23V22H86ZM94 22H92V24H93ZM113 23V22H112ZM139 23H141V21H139ZM168 23V22H167ZM206 23V22H205ZM11 24H12V22H11ZM10 24V25H11ZM65 24V23H64ZM79 24V23H78ZM98 24H99V22H98ZM109 24H111V23H109ZM128 24V23H127ZM133 24V23H132ZM137 24V23H136ZM135 24V25H136ZM142 24V23H141ZM144 24V23H143ZM5 25V24H4ZM3 25V26H4ZM9 25V24H8ZM10 25H9V27H10ZM16 25H18V24H16ZM66 25V24H65ZM65 25H63V26H65ZM107 25H108V23H107ZM106 25V26H107ZM140 25V24H139ZM167 25V24H166ZM98 26V25H97ZM101 26H103V25H101ZM105 26V25H104ZM103 26V27H104ZM109 26V25H108ZM107 26V27H108ZM128 26H130V28L132 27L131 25H128ZM127 26V27H128ZM141 26V25H140ZM144 26V25H143ZM164 26H165V23H164ZM62 26H60V28H61ZM81 27V26H80ZM89 27H91V25L89 26ZM99 27V26H98ZM102 27V28H103ZM134 27V26H133ZM132 27V28H133ZM138 27V25H136V28ZM155 27V28H154ZM162 27V26H161ZM166 27V26H165ZM165 27H162V29L163 28H165ZM70 28V27H69ZM97 28V27H96ZM100 28V27H99ZM102 28H100V29H102ZM129 28V29H130ZM135 28V27H134ZM136 28L134 29V31L136 30ZM143 28V27H142ZM168 28V27H167ZM1 29V28H0ZM4 29H5V27H4ZM62 29V28H61ZM78 29V28H77ZM95 28H93V30H94ZM104 29V28H103ZM103 29H102V31H103ZM106 29V28H105ZM166 29V28H165ZM7 30V29H6ZM65 30H67L66 28H65ZM79 30V29H78ZM97 30V29H96ZM128 30V29H127ZM164 30V29H163ZM168 30V29H167ZM8 31V30H7ZM62 31H64L63 29H62ZM70 31V30H69ZM74 31V30H73ZM97 31H99V30H97ZM105 31V30H104ZM103 31V32H104ZM136 31H138V28H137V30ZM135 31V32H136ZM166 31V30H165ZM206 31V30H205ZM83 32H85V31H83ZM103 32H100V33H103ZM156 32V31H155ZM154 32V33H155ZM158 32V31H157ZM70 33H72V32H70ZM85 33H88V32H85ZM105 33V32H104ZM151 33V34H150ZM160 33V32H159ZM163 33V32H162ZM161 33V34H162ZM168 33V32H167ZM166 33V34H167ZM67 34V33H66ZM125 34V33H124ZM137 34V33H136ZM136 34H135V36H136ZM140 34V33H139ZM165 34V35H166ZM210 34V33H209ZM69 34H67L66 35V39H64V40H67L66 41V44H67V48H69L71 51H72V55H73V58H74V56L76 57L77 55H75V53H74V48H75V45L76 44H74V37H72V38H70L69 36H68ZM75 35V34H74ZM77 35V34H76ZM80 35V34H79ZM81 35H83V36H85L86 34H82L81 33ZM134 35V34H133ZM138 35V34H137ZM153 35V34H152ZM159 35V34H158ZM164 35V36H165ZM198 35V34H197ZM60 36V35H59ZM87 36H89V34L87 35ZM87 36H85L86 38H87ZM108 36L109 37H112V39H111V42L107 39L108 38ZM135 36H134V39H135ZM141 36V35H140ZM159 36H161V35H159ZM163 36V35H162ZM80 37V36H79ZM154 37V36H153ZM124 37H122V39H123ZM132 38V37H131ZM130 38V39H131ZM146 38V37H145ZM151 38H152V36H151ZM150 38V39H151ZM160 39H161V41H163L162 39H164L163 37H159ZM63 39V38H62ZM129 39V40H130ZM150 39H146V40H150ZM158 39V38H157ZM78 40V39H77ZM84 41H85V38L83 39ZM128 40V41H129ZM152 40H154V39H152ZM170 40V39H169ZM63 41V40H62ZM80 41H81V39H80ZM132 41H133V39H132ZM160 41V40H159ZM160 41V42H161ZM138 42V41H137ZM145 41H144V39H143V42L142 43H144ZM167 42V41H166ZM197 42V41H196ZM200 42V41H199ZM202 42V41H201ZM58 42H56V44H57ZM61 43H63V42H61ZM75 43H76V41H75ZM82 43V42H81ZM114 43V44H115ZM121 43V42H120ZM123 43V42H122ZM133 43V42H132ZM131 43V44H132ZM77 44H79L78 42H77ZM83 44V43H82ZM126 44V43H125ZM124 44V45H125ZM137 44V43H136ZM141 44V43H140ZM167 44V43H166ZM62 45V44H61ZM119 45H121L122 46V44H119ZM147 45V44H146ZM116 46V45H115ZM136 46V45H135ZM139 46H141V45H139ZM138 46V47H139ZM142 46H143V44H142ZM141 46V47H142ZM148 46V45H147ZM56 46L54 45V48H55ZM59 47V46H58ZM120 47V46H119ZM137 47V48H138ZM152 47V46H151ZM150 47V45H149V47L148 48H151ZM201 47V46H200ZM60 48V47H59ZM77 48V47H76ZM121 48V47H120ZM130 48V47H129ZM145 48V47H144ZM167 48V47H166ZM169 48V47H168ZM195 48V47H194ZM56 49V48H55ZM127 49V47L125 48V50ZM139 49V48H138ZM141 49V48H140ZM147 49V48H146ZM146 49H142V50H146ZM160 49H162V48H160ZM59 50V49H58ZM115 50V49H114ZM128 50V49H127ZM200 50V49H199ZM56 51V50H55ZM116 51V50H115ZM121 51V50H120ZM123 52H124V50H122ZM133 51H134V49H133ZM148 51V50H147ZM146 51V52H147ZM47 52V51H46ZM49 52H50V50H49ZM63 52V51H62ZM65 52L66 51H64V54H65ZM117 52V51H116ZM136 52V51H135ZM151 52H153V51H151ZM157 52V51H156ZM69 53H70V51H69ZM139 53V52H138ZM143 53V52H142ZM53 54V53H52ZM88 54V55H89ZM117 54V53H116ZM148 54V53H147ZM155 54H157V53H155ZM191 54V53H190ZM197 54V53H196ZM59 55H60V53H59ZM68 55V54H67ZM136 55V54H135ZM151 55H154V54H151ZM63 56V55H62ZM85 56V55H84ZM116 56V55H115ZM119 56V55H118ZM129 56V55H128ZM137 56V55H136ZM142 56V55H141ZM195 56V55H194ZM197 56V55H196ZM77 57V58H78ZM109 57V58H108ZM131 57V56H130ZM161 57H162V55H161ZM166 57V56H165ZM186 57H187V55H186ZM200 57V56H199ZM69 58V57H68ZM78 58V59H79ZM88 58V57H87ZM118 58V57H117ZM3 59V60H4ZM45 59H46V57H45ZM57 59V58H56ZM71 59V58H70ZM69 59V60H70ZM121 59V58H120ZM68 60V59H67ZM68 60V61H69ZM116 60V59H115ZM117 60H119V59H117ZM137 60V59H136ZM153 60V59H152ZM1 61V60H0ZM5 61H6V59H5ZM40 61V62H41ZM76 61L77 62H80V61H78L77 59H76ZM83 61V60H82ZM128 61V60H127ZM132 60H130L129 62H131ZM149 61V60H148ZM157 61V60H156ZM198 61V60H197ZM3 62V61H2ZM38 63H39V61H37ZM48 62V61H47ZM73 62V61H72ZM94 63V64H97V63ZM102 62H100V63H102ZM116 62V61H115ZM114 62V63H115ZM128 62V63H129ZM143 62V61H142ZM169 62H170V60H169ZM200 62H202V61H200ZM199 62V63H200ZM1 63V62H0ZM38 63H36V66H38V65H40V64H38ZM98 64V65H100L101 66V64ZM121 63V62H120ZM140 63H141V61H140ZM149 63V62H148ZM151 63V62H150ZM165 63V62H164ZM190 63V62H189ZM203 63V62H202ZM263 63V62H262ZM67 64V63H66ZM70 64H71V61H70ZM69 64V65H70ZM82 64V63H81ZM92 64H93V62H92ZM93 64V65H94ZM147 64V63H146ZM16 65V64H15ZM35 65V64H34ZM76 64H74V66H75ZM78 65V64H77ZM76 65V66H77ZM92 65V66H93ZM97 65V66H98ZM105 65V64H104ZM111 65H112V63H111ZM111 65H110V67H111ZM133 65V64H132ZM142 65V64H141ZM153 65V64H152ZM202 65V64H201ZM18 66V65H17ZM66 66V65H65ZM79 66V65H78ZM81 66V65H80ZM79 66V67H80ZM103 66V65H102ZM126 66V65H125ZM138 66V65H137ZM161 66V65H160ZM200 66V65H199ZM203 67H204V65H202ZM202 66H201V68H200V70L202 71ZM261 66H262V64H261ZM120 67V66H119ZM127 67V66H126ZM130 67V66H129ZM139 67V66H138ZM152 67V66H151ZM190 67H191V64H190ZM194 67V66H193ZM21 68H23V66L21 67ZM60 68V67H59ZM81 68V67H80ZM79 68V69H80ZM95 68H96V65H95ZM103 68V67H102ZM101 68V69H102ZM113 68V67H112ZM121 68H122V66H121ZM135 68V67H134ZM167 68V67H166ZM195 68H197L196 70H199L198 69V67H195ZM226 68V67H225ZM241 68V67H240ZM262 68V67H261ZM18 69V68H17ZM37 69V68H36ZM42 69V68H41ZM62 69V68H61ZM61 69H59V70H61ZM77 69V68H76ZM76 69H74L75 71H76ZM94 69V68H93ZM98 69H100V68H98ZM103 69H106L105 67L103 68ZM119 69V68H118ZM117 69V70H118ZM150 69V68H149ZM153 69V68H152ZM169 69V68H168ZM190 69H192V68H190ZM223 69H224V66H223ZM228 69V68H227ZM16 70V69H15ZM22 70V69H21ZM44 70V69H43ZM58 70V71H59ZM65 70V69H64ZM68 70V69H67ZM70 70V69H69ZM67 71V72H69V74H68V79H66L65 80V78H63V75L61 76V72L59 71V72H57V74H55L54 75V73H53V77L49 80L50 81V83H48L47 85V88L49 87V90L52 88V86H53V84H54V81L56 80V79H58V81H59V78L58 77H61V78H63L65 81H67V82H65V81H63V82H65V83H67L66 85L68 86L67 87V91H68V89L69 90H71V92H72V90L74 89L73 87L76 85L75 83H74V81L75 80H77V78H75L74 77V75H73V73L75 72V71H72L73 70V68H72V70H70V71ZM82 70V73L84 74V76L82 77V79L85 77V78H88L89 77V75H90V73H92V72H90L89 74H87L88 72H89V70L88 69H81ZM81 70H77L78 72L79 71H81ZM92 70V69H91ZM124 70H125V68H124ZM131 70V69H130ZM143 70V69H142ZM156 70V69H155ZM195 70V71H196ZM231 70V69H230ZM233 70V69H232ZM20 71V70H19ZM39 71H41V70H39ZM72 71V72H71ZM102 71V70H101ZM100 71V72H101ZM110 71V70H109ZM135 71H136V69H135ZM139 71V70H138ZM152 71H154V69L152 70ZM151 71V72H152ZM172 71V70H171ZM174 71V70H173ZM206 71V68H204V71H202V72H205ZM214 71V70H213ZM216 71V70H215ZM221 71V70H220ZM225 71V70H224ZM224 71H222V73L224 72ZM237 71V70H236ZM10 71H9V69L7 70V68L5 67V66H2V68L0 69V86L2 87V89H3V91H4V94L6 95V96H11L13 93H14V91H15V89H16V85L14 86L13 84H12V81H11V79L13 78H11V75H10V73H9ZM38 72V71H37ZM53 72V71H52ZM71 72V73H70ZM100 72H99V74H100ZM114 72V71H113ZM117 72H119V71H117ZM147 72H148V70H147ZM167 72V71H166ZM185 72V71H184ZM184 72H182V73H184ZM192 72H193V70H192ZM191 72V73H192ZM198 72H200V71H198ZM202 72H200V73H202ZM207 72L208 71H206L205 73L207 74ZM227 72V71H226ZM229 72V71H228ZM247 72V71H246ZM34 73V72H33ZM36 73V72H35ZM82 73L80 74V75H82ZM94 73V72H93ZM103 73V72H102ZM106 73V72H105ZM136 73V72H135ZM186 73V72H185ZM189 73V72H188ZM205 73H204V75H205ZM216 73H219V72H215L214 74L216 75ZM36 74H38V73H36ZM39 74H43L42 73V71H41V73H39ZM38 74V75H39ZM78 73H76L75 75H77ZM87 74V75H86ZM149 74V73H148ZM190 74V73H189ZM189 74H185V75H189ZM196 74H197V72H196ZM203 74V73H202ZM212 74V73H211ZM213 74V75H214ZM219 74H221V73H219ZM225 74V73H224ZM224 74H222V76L224 75ZM227 74V73H226ZM34 75V74H33ZM94 75H96V78H98V73H94ZM93 74L92 75H90V76H94ZM110 76H113V75H111V74H109ZM155 75V74H154ZM184 75V74H183ZM182 75V76H183ZM197 75H200V74H197ZM208 75H209V73H208ZM208 75H206L207 76V78H208ZM218 75V74H217ZM217 75H216V78H218L217 77ZM236 75V74H235ZM247 75V74H246ZM100 76V75H99ZM108 76V75H107ZM118 76V75H117ZM148 76H151V75H148ZM166 76V75H165ZM196 76V75H195ZM195 76H194V78H195ZM202 76V75H201ZM234 76V75H233ZM38 77V76H37ZM43 77V76H42ZM121 77V76H120ZM139 77V76H138ZM204 77V76H203ZM219 77L221 78V75H219ZM223 77H226V75L225 76H223ZM222 77V80L223 79H226V78H223ZM230 77V76H229ZM229 77H227L229 80H230V78ZM245 77V76H244ZM247 77V76H246ZM245 77V78H246ZM44 78H45V76H44ZM44 78H42L43 80H44ZM80 78V77H79ZM78 78V79H79ZM84 78V79H85ZM91 78V77H90ZM90 78H88V79H90ZM103 78V77H102ZM119 78V77H118ZM128 78V77H127ZM170 78L172 79V76H170ZM170 78H169V80H170ZM186 78V77H185ZM191 78H192V76H191ZM193 78V79H194ZM200 78V77H199ZM206 78V79H207ZM212 78V77H211ZM210 78V79H211ZM243 78V77H242ZM240 79L239 78V80H244V78L243 79ZM32 79H34V77L32 78ZM35 79H36V77H35ZM38 79V78H37ZM39 79H41V78H39ZM62 79V80H63ZM87 79V80H88ZM92 79V78H91ZM90 79V80H91ZM94 79V78H93ZM111 79V78H110ZM123 79V78H122ZM140 79V78H139ZM147 79H148V77H147ZM153 79H154V77H153ZM157 79V78H156ZM181 79V78H180ZM184 79V78H183ZM192 79V80H193ZM19 80V79H18ZM42 80V82L41 83H43V84H41V83H39V85L41 84V85H44L45 84V80L43 81ZM62 80H60V82H61V84H63L62 83ZM86 80V79H85ZM86 80V81H87ZM97 80V79H96ZM109 80V79H108ZM117 80V79H116ZM125 80V79H124ZM127 80H129V79H127ZM131 80V79H130ZM151 80H152V77H151ZM168 80V79H167ZM174 81H175V79H173ZM182 80V79H181ZM187 81L189 80V79H186ZM195 80V79H194ZM203 80V82H205L204 81V79H202ZM216 80V79H215ZM220 80V79H219ZM227 80V79H226ZM226 80H224V81H226ZM228 80V81H229ZM231 80H233L234 82H235V84L237 83L236 82V80H234V78H231ZM230 80V81H231ZM48 81V80H47ZM48 81V82H49ZM78 81V80H77ZM100 81H101V77H100ZM114 81H115V78H114ZM134 81V80H133ZM148 81V80H147ZM154 81V80H153ZM152 81V82H153ZM163 81V80H162ZM166 81V80H165ZM185 81V80H184ZM183 81V83H185L186 84V82H184ZM190 82H191V79L189 80ZM188 81V82H189ZM201 81V80H200ZM207 81H208V79H207ZM218 81V80H217ZM240 81V82H241ZM246 81V80H245ZM245 81H242V83L243 82H245ZM15 82V81H14ZM19 82V81H18ZM57 82V81H56ZM88 82V81H87ZM92 82H94V81H92ZM98 82H99V80L97 81V82H95V83H97L98 84ZM109 82V81H108ZM111 82V81H110ZM113 82V81H112ZM124 82V81H123ZM122 82V83H123ZM137 82V81H136ZM214 82V81H213ZM216 82V81H215ZM221 82L222 81H220V85L219 86H216V87H214L213 89L214 90H216V91H219L221 88H220V86H221ZM16 83V82H15ZM31 83H32V81H31ZM34 83V82H33ZM37 83H38V80H37ZM36 83V85L35 86H37L38 84ZM59 83V82H58ZM65 83H64V85H65ZM86 83V82H85ZM100 83V82H99ZM106 83V82H105ZM119 83V82H118ZM150 83V82H149ZM154 83V82H153ZM156 83V82H155ZM166 83V82H165ZM168 83V82H167ZM172 83V82H171ZM182 83V84H183ZM194 83V82H193ZM199 83V82H198ZM197 83V84H198ZM224 83V82H223ZM226 83V82H225ZM225 83H224V85H225ZM75 84V85H74ZM80 84V83H79ZM78 84V85H79ZM91 84V83H90ZM139 84V83H138ZM148 84V83H147ZM146 84V85H147ZM157 85H158V83H156ZM155 84V85H156ZM161 84V83H160ZM185 84L183 85V87H185ZM189 84V83H188ZM192 84V83H191ZM207 84V83H206ZM215 84V83H214ZM227 84V83H226ZM233 83L231 82V85H232ZM245 84V83H244ZM248 84V83H247ZM30 85H33V84H30ZM40 85V86H41ZM50 85V86H49ZM57 85V84H56ZM60 85V84H59ZM74 85V86H73ZM82 85V84H81ZM85 85V84H84ZM88 85V84H87ZM118 85V84H117ZM135 85H136V83H135ZM145 85V84H144ZM150 85V84H149ZM151 85H152V83H151ZM164 85V84H163ZM162 85V86H163ZM166 85V84H165ZM168 85V84H167ZM178 85V84H177ZM210 85V84H209ZM208 85V86H209ZM212 85H213V83H212ZM229 84H227V86H228ZM234 85V84H233ZM237 85H239L238 83L234 86V87H236L237 88ZM246 85V84H245ZM251 85V84H250ZM253 85V84H252ZM94 86H96V85H94ZM141 86V85H140ZM159 86V85H158ZM176 86V85H175ZM174 86V87H175ZM189 86V88L190 87H192V86H190V85H188ZM188 86H186L187 88H188ZM197 86V85H196ZM200 86V85H199ZM230 86V85H229ZM228 86V88L226 87V85H225V87L227 88V89H229L230 87ZM242 86H243V84H242ZM249 86V85H248ZM30 87V86H29ZM28 87V88H29ZM31 87H34V86H31ZM43 87V86H42ZM44 87H46V85L44 86ZM54 87V86H53ZM56 87V86H55ZM77 87H78V89H79V86H76V88L74 89V90H76L77 89ZM82 87V86H81ZM150 87H154V86H150ZM160 87H161V85H160ZM164 87H166V86H164ZM173 87V86H172ZM181 87V86H180ZM222 88H223V84H222V86H221ZM224 87V88H225ZM232 87V86H231ZM234 87H232L233 89H235ZM241 87V86H240ZM239 86H238V88H240ZM245 87V86H244ZM46 88V90H48ZM66 88V87H65ZM162 88V87H161ZM167 88V87H166ZM165 88V89H166ZM170 88V87H169ZM187 88H185V89H187ZM193 88V87H192ZM196 88V87H195ZM225 88V89H226ZM247 88V87H246ZM248 88H250V86L248 87ZM253 88V87H252ZM16 89V90H17ZM54 89V88H53ZM57 90H58V87L56 88ZM55 89V90H56ZM59 89H61L60 87H59ZM164 89V88H163ZM168 89V88H167ZM166 89V90H167ZM194 89V88H193ZM212 89V91H214ZM224 89V90H225ZM242 90H244L245 88H241ZM40 90V89H39ZM44 90V89H43ZM46 90H45V93H47L46 92ZM54 90V91H55ZM80 90V89H79ZM170 90V89H169ZM190 90H192V89H190ZM189 90V91H190ZM204 90H206V87H205V89ZM223 90V89H222ZM224 90L222 91V92H224ZM230 90V89H229ZM248 91V89H245V92H247ZM33 91V90H32ZM41 91V90H40ZM51 91V90H50ZM53 91V92H54ZM66 91V92H67ZM77 91V90H76ZM76 91L75 92H72V94H71V96H76V94L78 93H76ZM157 91V90H156ZM171 91V90H170ZM174 91V90H173ZM180 91V90H179ZM184 91V90H183ZM200 91V90H199ZM211 91V90H210ZM209 91V92H210ZM211 91V92H212ZM216 91H215V93H216ZM226 91V90H225ZM231 91V90H230ZM235 91V90H234ZM233 91V92H234ZM237 91L238 90H236V93H237ZM2 92V91H1ZM0 92V93H1ZM17 92V91H16ZM26 92V91H25ZM31 92V91H30ZM56 92V91H55ZM59 92V91H58ZM153 92H154V90H153ZM221 92V91H220ZM219 92V93H220ZM232 92V93H233ZM52 93V92H51ZM151 93V92H150ZM157 93V92H156ZM164 93V92H163ZM173 93H175V92H173ZM172 93V94H173ZM179 93V92H178ZM218 93V94H219ZM241 93V92H240ZM19 94V93H18ZM24 94V93H23ZM57 94V93H56ZM79 94V93H78ZM153 94V93H152ZM158 94V93H157ZM167 94V93H166ZM210 94H212V93H210ZM217 94V95H218ZM223 94V93H222ZM224 94H225V92H224ZM228 94V93H227ZM229 94H230V92H229ZM234 94V93H233ZM239 94V93H238ZM237 94V95H238ZM46 95H48V94H46ZM68 95V94H67ZM80 95V94H79ZM78 95V96H79ZM147 95V94H146ZM188 95V94H187ZM213 95H214V92H213ZM231 95V94H230ZM243 95V96H242ZM5 96V97H6ZM66 96V95H65ZM78 96H76V97H78ZM156 96V95H155ZM165 96H167V95H165ZM173 96V95H172ZM171 96V97H172ZM205 96V95H204ZM212 96V95H211ZM221 96H223V95H221ZM221 96H219V98L221 97ZM241 96H242V98L241 99H243V97H244V94H241ZM240 96V97H241ZM53 97V96H52ZM51 97V95H50V99L52 98ZM74 97H73V99H74ZM149 97V96H148ZM168 97V96H167ZM165 98V99H167V101H168V98ZM213 97V96H212ZM217 97V96H216ZM230 96H228V98H229ZM239 97V96H238ZM8 98V97H7ZM41 98H42V96H41ZM44 98V97H43ZM143 98H145V97H143ZM164 98H163V100H164ZM176 98V97H175ZM195 98V97H194ZM215 98V97H214ZM227 98V97H226ZM228 98L226 99V100H228ZM231 98H232V95H231ZM234 98V97H233ZM233 98L231 99L232 101H233ZM3 99V98H2ZM22 99V98H21ZM39 99V98H38ZM68 99V98H67ZM72 99V100H73ZM79 99V98H78ZM152 99V98H151ZM160 99V98H159ZM159 99H158V101H159ZM202 99H205V97H203ZM217 99L218 98H216V101H217ZM222 99H224L223 97H222ZM222 99H221V101H222ZM237 99V98H236ZM241 99H240V101H238L239 103L241 102ZM14 100V99H13ZM42 101H43V99H41ZM45 100V99H44ZM48 100V99H47ZM155 100V99H154ZM153 100V101H154ZM162 100V99H161ZM172 100V99H171ZM174 100V99H173ZM172 100V101H173ZM186 100V99H185ZM196 99H194V101H195ZM219 100V99H218ZM230 100V101H231ZM4 101V100H3ZM5 101H7V103H9L8 102V100H5ZM73 101H75V100H73ZM72 101V102H73ZM136 101V100H135ZM157 101V100H156ZM166 101V100H165ZM176 101V100H175ZM190 102H193V99H192V101L191 100H189ZM188 101V102H189ZM198 102L200 101V100H197ZM197 101H195L196 103H198ZM204 101V100H203ZM206 101H207V99H206ZM237 101V100H236ZM242 101H244V99L242 100ZM139 102V101H138ZM177 102V101H176ZM213 102H215L214 100H213ZM217 102H219L220 103V100L219 101H217ZM233 102H235V101H233ZM237 102V103H238ZM6 103V102H5ZM26 103V102H25ZM25 103H22V104H24L25 105ZM37 103V102H36ZM47 103V102H46ZM46 103H43V104H45V105H47ZM49 103V102H48ZM69 103V102H68ZM75 103V102H74ZM155 103V101L153 102V104ZM160 103V104H159ZM159 103H155V105L156 104H159V110H160V106H161V108L163 109V110H165V108L166 107H168V113L167 112H165L164 113V115L167 113L168 115H170V114H172V115H174V117H176V119H178L179 120V122L178 123H175L177 126L179 125V123H182L183 125H186V128H188L189 130L187 131V133H189V132H191L190 133V137L191 138H187V139H192L193 141H194V145H195V148L198 150L199 149V147H202V143H203V139H204V137H206L208 134V132L205 134V132H204V130H205V128H206V126H207V129L209 128L208 127V125L206 124V122H205V120H203V118H201V116L200 115H198L199 113V106H197L199 109H197L198 111L196 112V113H193L192 112V110L194 109V108H192V110H190V113L192 112V114H190L189 112H188V108L190 107V105H192V104H194V103H189V107H186L187 108V112L188 113H186V111H185V113L186 114H184L183 112V114H184V116H179V115H177V111L176 110H174L173 108V106H174V102H171V101H169V103H173L172 105L170 104V105H167L164 101L162 102V101H159ZM165 103V104H164ZM185 103V102H184ZM186 103H187V101H186ZM201 103H204V102H201ZM206 103V102H205ZM208 103V102H207ZM223 103V102H222ZM221 103V104H222ZM224 103H225V101H224ZM236 103V102H235ZM243 102H241L240 103V105L241 106H243V104H245V102L242 104ZM11 104V103H10ZM9 104V105H10ZM17 104V103H16ZM18 104H19V102H18ZM39 104V103H38ZM63 104V103H62ZM71 104V103H70ZM151 104V103H150ZM177 104H179V103H177ZM183 104V103H182ZM182 104H180V106L182 105ZM199 104V103H198ZM197 104V105H198ZM208 104H210V103H208ZM216 104V103H215ZM7 105V104H6ZM69 105V104H68ZM74 105V104H73ZM85 105V104H84ZM139 105V104H138ZM152 105V104H151ZM150 105V106H151ZM154 105V107H156ZM205 105V107L207 106L208 107V105H206V104H204ZM203 105V106H204ZM213 105V104H212ZM220 105V104H219ZM224 105V104H223ZM228 105V104H227ZM234 105V106H233ZM3 106H4V104H3ZM70 106V105H69ZM72 106V105H71ZM86 106H87V104H86ZM120 106V105H119ZM123 106V105H122ZM121 106V107H122ZM147 106H148V104H147ZM183 106V105H182ZM186 106V105H185ZM194 106V105H193ZM202 106V107H203ZM222 106V105H221ZM230 107H231V104L229 105ZM232 106H233V108L235 107V104L234 103H232ZM9 107V106H8ZM10 107H12V106H10ZM24 107V106H23ZM63 107V106H62ZM62 107L60 108L61 110H62ZM154 107H151V108H153L154 110H155V108ZM158 107V106H157ZM201 107V108H202ZM205 107H204V109H205ZM245 107V106H244ZM36 109H37V107H35ZM65 108V107H64ZM70 108V107H69ZM72 108H73V106H72ZM86 108V107H85ZM90 108V107H89ZM148 108V107H147ZM183 108V107H182ZM222 108H224V107H222ZM232 108V107H231ZM232 108V109H233ZM239 108V107H238ZM241 108H243V107H241ZM247 108V107H246ZM13 109V108H12ZM11 109V110H12ZM76 109H78L77 107H76ZM83 109V108H82ZM119 109H120V107H119ZM143 109V108H142ZM146 109V108H145ZM149 109V108H148ZM152 109V110H153ZM161 109V110H162ZM178 109V108H177ZM184 109V108H183ZM190 109V108H189ZM208 109V108H207ZM216 109H217V106H216ZM227 109H229L230 110V108H227ZM227 109H224L223 110V112H221L219 115H220V117H221V119L223 120V119H230L231 118V111H233V112H235L234 111V109L233 110H231L230 112H227L226 113V111H227ZM240 109V108H239ZM239 109L237 110V111H239ZM3 110V109H2ZM9 110V109H8ZM19 110V109H18ZM35 110V109H34ZM60 110V111H61ZM73 110V109H72ZM72 110H70V109H67V110H65L64 109V111H63V115L60 117H58V116H53V117H51V116H49L48 115V117L49 118H46L45 116L43 117L42 115L41 116H36V114L35 115H31V116H27V117H30V119H34V122L31 124L32 126H31V129L35 132H33L32 131V134L31 135H37L36 137H37V139H35V140H37V142H34V143H38V141H42V140H51V141H56V140H62V141H65V142H67L69 139H70V135H71V132H74V131H79V130H77V129H80V130H82V134L84 133V134H89V131H91L90 130V126L91 125H89V123L90 122H88V121H83L82 119H80V121L78 120V119H75L74 118V115H73V111ZM129 110V109H128ZM160 110V111H161ZM162 110V111H163ZM195 111H196V109H194ZM201 110V109H200ZM209 110V109H208ZM220 110V109H219ZM218 110V111H219ZM247 110H249V109H247ZM28 111V110H27ZM27 111H25L24 110V112L23 113H25V112H27ZM36 111V110H35ZM34 111V112H35ZM56 111H57V109H56ZM59 111V112H60ZM82 111V110H81ZM83 111H84V109H83ZM85 111H89V109L88 110H85ZM107 111V110H106ZM145 111V110H144ZM147 111V110H146ZM162 111H161V113H162ZM174 111H176V112H174ZM194 111V112H195ZM6 112V111H5ZM4 112V113H5ZM39 112V111H38ZM38 112H37V114H38ZM43 112H44V110H43ZM51 112H53V111H51ZM51 112H50V114H51ZM55 112V111H54ZM58 112V111H57ZM62 112V111H61ZM138 112V111H137ZM140 112H142V111H140ZM201 112V111H200ZM208 112V111H207ZM210 112H211V110H210ZM213 112H214V110H213ZM232 112V113H233ZM7 113H9V112H7ZM6 113V114H7ZM28 113V112H27ZM79 113V111H77V114ZM84 113V112H83ZM90 113V112H89ZM146 113V112H145ZM156 113V114H155ZM153 112L152 114H154V115H157V111L156 112ZM170 113V114H169ZM179 113H181L180 112V109H179ZM182 113L180 114V115H182ZM198 113V114H197ZM202 113V112H201ZM218 113V112H217ZM241 113V112H240ZM3 114V113H2ZM15 114V113H14ZM33 114V113H32ZM40 114V113H39ZM57 114V113H56ZM55 114V115H56ZM61 114V113H60ZM75 115H77L76 114V111H75V113H74ZM87 114V113H86ZM112 115L114 114V113H111ZM124 114H126V113H124ZM130 114V113H129ZM159 114V113H158ZM208 114V113H207ZM205 115V116H210L211 114L209 113L208 115ZM236 114H238V112H236L235 113V117H236ZM251 114V113H250ZM11 115V114H10ZM80 115H81V112H80ZM79 115V116H80ZM85 115V114H84ZM116 115H118V117L119 116H121V114L119 115V114H117L116 113ZM115 115V117H117ZM138 115V114H137ZM136 115V116H137ZM141 115V114H140ZM144 115V114H143ZM143 115H141V116H143ZM147 115H149V114H147ZM153 115V116H154ZM160 115V114H159ZM162 115H163V113H162ZM162 115H161V118H162ZM125 116V115H124ZM144 116H146V114L144 115ZM208 116V117H209ZM216 116H217V114H216ZM248 116V115H247ZM5 117H7V116H5ZM24 117H26V116H24ZM51 117V118H50ZM77 117H78V115H77ZM76 117V118H77ZM86 117V116H85ZM108 117V116H107ZM106 117V118H107ZM157 117V116H156ZM156 117H152L151 115H149V119L147 120V118H148V116L146 117V118H144V120L146 119L148 122L150 121V118H152L151 119V121L149 122V123H151L152 122V120H154V118H156ZM160 117V116H159ZM164 117V116H163ZM167 117H169V116H166V120L165 121H167L168 119H167ZM204 117V116H203ZM218 117V116H217ZM220 117L218 118V119H220ZM246 117V116H245ZM17 118V117H16ZM81 118V117H80ZM122 118H123V116H122ZM131 118L132 119H134V117H132L131 116ZM136 118V117H135ZM138 118V117H137ZM142 118V117H141ZM205 118H207V117H205ZM213 118V117H212ZM233 118V117H232ZM231 118V119H232ZM2 118H0V120H1ZM9 119V118H8ZM24 119V118H23ZM28 118H26V120H27ZM32 119V120H33ZM115 119V118H114ZM127 119H128V117H127ZM131 119V120H132ZM163 119H160L159 118V122H160V120H163ZM171 119H172V117H171ZM209 119V118H208ZM252 119V118H251ZM4 120H6V118L4 119ZM19 120V119H18ZM116 120V119H115ZM124 120V119H123ZM122 120V121H123ZM129 120V119H128ZM127 120V121H128ZM139 120V119H138ZM143 120V119H142ZM156 120V119H155ZM154 120V121H155ZM173 121L175 120V119H172ZM177 120V121H178ZM210 120V119H209ZM209 120H207V121H209ZM213 120V119H212ZM214 120H217L216 119V117H215V119ZM213 120V121H214ZM225 120H223V121H221V122H224ZM3 121V120H2ZM20 121V120H19ZM23 121V120H22ZM22 121L20 122V123H22ZM28 121V120H27ZM110 121H112V119L110 120ZM117 121H119V120H117ZM136 120L134 119V121L133 122H135ZM140 121V120H139ZM153 121V122H154ZM157 121V120H156ZM155 121V123H153V124H156L157 122ZM170 121V120H169ZM176 121V120H175ZM212 121V122H213ZM230 121V120H229ZM119 122H121V121H119ZM118 122V123H119ZM132 122V121H131ZM132 122V123H133ZM142 122V121H141ZM140 122V123H141ZM146 122V121H145ZM211 122V123H212ZM215 122V121H214ZM1 124H2V122H0ZM8 123V122H7ZM112 123V122H111ZM110 123V124H111ZM127 123H129V121L127 122ZM165 123V122H164ZM209 123V122H208ZM210 123V124H211ZM218 123H220V122H218ZM225 123V122H224ZM223 123V124H224ZM26 124H27V122L26 121H23V124L21 125V128H22V130H20L18 133H17V135H18V137L17 136H15L16 138H18L17 140L19 141L18 142V144L20 143V145H21V142L23 141V139L25 138V137H27V136H25V135H27L25 132V130H28V129H25L26 128ZM83 124V125H82ZM91 124V123H90ZM107 124V123H106ZM105 124V125H106ZM115 124V123H114ZM124 124V123H123ZM152 124V123H151ZM151 124H148V129L150 130V128L149 127H151ZM152 124V125H153ZM161 124V123H160ZM167 124H169V123H167ZM172 124V123H171ZM181 124V126L179 127L180 129H181V127L183 126ZM206 124V125H205ZM216 124H217V121H216ZM223 124H222V126H223ZM226 124V123H225ZM247 124V123H246ZM9 125V124H8ZM11 125V124H10ZM9 125V126H10ZM116 125V124H115ZM118 125V124H117ZM120 125V124H119ZM119 125H118V127H119ZM130 125H131V123H130ZM139 125V124H138ZM141 125V124H140ZM150 125V126H149ZM12 126V125H11ZM14 126V125H13ZM15 126H16V124H15ZM19 126V125H18ZM17 126V127H18ZM154 126V125H153ZM152 126V127H153ZM157 126V125H156ZM155 126V127H156ZM162 126V125H161ZM167 127H168V125H166ZM195 126V127H194ZM201 126H205V128L203 127L202 129H204L203 131H202V129L200 130V127ZM218 125H216V127H217ZM20 127V126H19ZM106 127H107V125H106ZM108 127H109V129L111 128V127H113V126H109L108 125ZM117 127V126H116ZM164 127V129H165V125L163 126ZM166 127V129H168ZM173 127V126H172ZM4 128H6V130H7V127H5V125H4V127H3V129ZM15 128V127H14ZM13 128V129H14ZM28 128V127H27ZM122 128H123V126H122ZM129 128H130V126H129ZM147 128V127H146ZM159 128V127H158ZM178 128V129H179ZM183 128V127H182ZM186 128H183V130H185ZM194 128H199V130H196V129H194ZM250 128V127H249ZM2 129V128H1ZM2 129V130H3ZM9 129V128H8ZM16 129H18V128H16ZM20 129V128H19ZM31 129H30V131H31ZM113 129V128H112ZM120 129H121V126H120ZM124 129V128H123ZM132 129H135L134 127L132 128ZM141 129H143V128H140L139 130L141 131ZM164 129H162V131H164ZM175 129H177V128H175ZM174 129V131H176ZM180 129L178 130V131H180ZM206 129V130H207ZM220 129H222V128H220ZM10 131L12 130V128L11 129H9ZM94 130V129H93ZM106 130V129H105ZM118 130V129H117ZM137 130V129H136ZM187 130V129H186ZM185 130V131H186ZM242 130V129H241ZM9 131V132H10ZM17 131V130H16ZM109 132H110V130H108ZM112 131V130H111ZM119 131V130H118ZM129 131V130H128ZM153 131H155V130H153ZM158 131V130H157ZM185 131H181L182 133L183 132H185ZM244 131V130H243ZM6 132H8V131H6ZM27 132H29V131H27ZM91 132H93V134H95L94 133V131H91ZM113 132V131H112ZM132 132V131H131ZM135 132V131H134ZM139 132V131H138ZM142 132V131H141ZM165 132V131H164ZM171 132V131H170ZM247 132V131H246ZM2 133V132H1ZM11 133H13V132H11ZM11 133H9V134H11ZM78 133H81L80 131L78 132ZM105 133H108L107 131L105 132ZM111 133V132H110ZM118 133V132H117ZM121 133V132H120ZM137 133V132H136ZM165 133H167V131L165 132ZM179 133V132H178ZM186 133V135H188L189 136V134H187ZM227 133H229V132H227ZM241 133V132H240ZM8 134V135H9ZM114 134H116V133H113L112 134V136L114 135ZM135 134V133H134ZM133 134V135H134ZM139 134V133H138ZM150 134V133H149ZM148 134V135H149ZM155 134V133H154ZM156 134H158V133H156ZM164 134V133H163ZM163 134H161V132H160V135L163 137V138H165L166 139V137H165V135H167V134H165V135H163ZM170 133H168V135H169ZM238 132H237V136H238ZM248 134V133H247ZM7 135V134H6ZM79 135V134H78ZM118 135V134H117ZM126 135V134H125ZM136 135V134H135ZM140 135H142V133L140 134ZM145 135V134H144ZM147 135V134H146ZM167 135V136H168ZM181 135V134H180ZM184 135V134H183ZM244 135V134H243ZM73 136V135H72ZM76 136V135H75ZM84 136V135H83ZM86 136V135H85ZM84 136V137H85ZM90 136V135H89ZM137 136H139V135H137ZM155 136V135H154ZM157 136V135H156ZM155 136V137H156ZM161 136H160V138H161ZM171 136V135H170ZM209 136V135H208ZM239 136H240V134H239ZM238 136V137H239ZM247 136V135H246ZM258 136V135H257ZM0 137H1V135H0ZM11 137V136H10ZM116 137H118V136H116ZM115 136H114V138L113 137H107V141H105L106 142V144H105V146H106V149H105V152H99V151H96V150H94V149H90V151L89 150H86V151H89V154L87 155V157H88V159H87V161H89V163H88V167H89V169H90V173L92 174H90L89 176H92V178L94 177V179L95 178H105V186L104 185H102L101 184V186H104L105 187V190H103L104 192H105V194H103V195H106V199H107V204H106V207L107 206H109L108 208H110V210H112V212H111V214H112V219L110 220L111 222H110V227H111V233H112V236H111V240L109 239V245L107 244H105V241H107V240H102L101 238L102 237H100L99 235H97V233L95 234V232H93V230L91 231V230H89L88 229V227H90V226H86V224H84L85 226H82L81 225V221H80V224L78 223V221H79V219H80V215H79V213H78V211L76 210V208H74V206H73V202H71V200L67 197V196H63L62 197V195H64V194H62V189L64 188L63 187V185L64 184H66V183H62V180L63 179H61V180H59L58 178L59 177H57L58 176V174H54V175H52V174H50V172H51V170L50 171H48V173L50 174L49 175V177L51 178V183H47V184H49V186H50V184H51V191H48L49 193L47 194V195H45V196H42V197H39L38 195L40 194V193H36L35 192V190L33 191L32 190V188H31V190L32 191H30V192H34L33 194L31 193V196H29L30 197V201H32V204L35 206V211H36V214L38 213V215H39V217L40 218H43V219H45V222H50V223H53V225H54V227H56V226H58L57 228H55V230H56V235H57V237L55 238V234H53L54 236H52V234H51V237H49L50 239L52 238V237H54L52 240H53V242H52V245L50 246V248L51 247H53L54 249H52V250H56L57 248H60L62 245V243H64V244H66L67 246H66V248L67 249H70V248H73V247H76V248H84V250L87 252V255H86V257H89V259L91 258V260H93V262H95V263H97V264H124V262L127 260H125V259H123L124 257L122 256V255H124V254H122L121 255V252H123V251H125L126 250V247H127V243H125L126 241L124 240L125 239V230H123V228H122V225H120V223H121V221H122V219L124 218L123 217V215H124V213H123V215L121 216V214H120V210H123L124 211V209L123 208H126V206L128 205L127 203H129V202H127V195H126V197H125V193H126V188H127V186L125 185V183H122V181H120L119 180V176H120V173L122 172V171H120L121 170V166L122 165H120V162H119V160H121L120 158L122 157H120L119 158V160H118V157H116V153H111L112 151L111 150H113L112 148H113V146H117V144H115V143H117L118 142V139L116 138ZM125 137V136H124ZM126 137H128V136H126ZM141 137H143V136H141ZM151 137H152V135H151ZM150 137V139H152ZM154 137V139H156ZM159 137V136H158ZM182 137V136H181ZM187 137V136H186ZM240 137H242V135L240 136ZM30 138V137H29ZM93 138V137H92ZM96 138V137H95ZM119 138V137H118ZM134 138V137H133ZM140 138V137H139ZM146 138V137H145ZM148 138H149V136H148ZM147 138V139H148ZM252 138V137H251ZM8 140L10 139V138H7ZM72 139V138H71ZM89 138H87V140H88ZM120 139V138H119ZM125 139H127L128 140V138H125ZM144 139V138H143ZM149 139V140H150ZM153 139V140H154ZM162 139V138H161ZM161 139H159V140H161ZM164 139V140H165ZM179 139V138H178ZM185 138L183 137V140H184ZM203 141H202V140ZM208 139V138H207ZM221 139V138H220ZM253 139V138H252ZM11 140V139H10ZM79 140V139H78ZM130 140H131V138H130ZM129 140V141H130ZM141 140V139H140ZM163 140V139H162ZM170 140V139H169ZM180 140V139H179ZM213 140H214V138H213ZM238 140V139H237ZM248 140V139H247ZM1 141V140H0ZM21 141V142H20ZM25 141V140H24ZM26 141H29V140H26ZM61 141V142H62ZM72 141V140H71ZM125 141V140H124ZM128 141V142H129ZM134 141V140H133ZM132 141V142H133ZM144 142H145V140H143ZM142 141V142H143ZM148 141V140H147ZM146 141V142H147ZM156 141V140H155ZM154 141V142H155ZM172 141V140H171ZM193 141H192V143H193ZM207 141H209V140H207ZM206 141V142H207ZM217 141V140H216ZM3 142V141H2ZM57 142V141H56ZM92 142V141H91ZM121 142V141H120ZM119 142V143H120ZM131 142V141H130ZM150 142V141H149ZM158 142V141H157ZM160 142V141H159ZM164 142V141H163ZM162 142V143H163ZM168 142V141H167ZM177 142V141H176ZM184 142V141H183ZM222 142V141H221ZM223 142H225V141H223ZM10 143V142H9ZM27 143V142H26ZM50 143V142H49ZM48 143V144H49ZM59 143V142H58ZM63 143V142H62ZM92 143H94V142H92ZM134 143V142H133ZM132 143V144H133ZM138 143V142H137ZM136 143V144H137ZM139 143H140V141H139ZM152 143V142H151ZM156 143V142H155ZM185 143H187V142H185ZM212 143V142H211ZM263 143V142H262ZM5 144V143H4ZM7 144V143H6ZM14 144V143H13ZM31 144V143H30ZM29 144V145H30ZM57 144V143H56ZM124 144L126 145L127 143H125L124 142ZM150 144V143H149ZM149 144H148V146H149ZM158 144V143H157ZM161 144V143H160ZM165 144V143H164ZM171 144V143H170ZM172 144H173V142H172ZM171 144V145H172ZM178 144V143H177ZM180 144V143H179ZM179 144H178V146H179ZM204 144V143H203ZM250 144V143H249ZM259 144V143H258ZM261 144V143H260ZM32 145V144H31ZM30 145V146H31ZM35 145V144H34ZM46 145V144H45ZM44 145V146H45ZM50 145V144H49ZM60 145H64V144H61L60 143ZM121 145V144H120ZM119 145V146H120ZM128 145V144H127ZM135 145V144H134ZM144 145H147V144H145L144 143ZM151 145V144H150ZM159 145V144H158ZM169 144H166V147L168 146ZM174 145V144H173ZM175 145H176V143H175ZM211 145V144H210ZM213 145V144H212ZM220 145H222V143L220 144ZM223 145H224V143H223ZM263 145V144H262ZM27 146V145H26ZM54 146V145H53ZM65 146V145H64ZM118 146V147H119ZM156 145L154 144V146L153 147H155ZM160 146V145H159ZM164 146V145H163ZM226 146V145H225ZM244 146V145H243ZM259 146V145H258ZM17 147V146H16ZM21 147V146H20ZM46 147H47V145H46ZM52 147V146H51ZM62 147V146H61ZM117 147V148H118ZM130 147V146H129ZM140 147V146H139ZM138 147V148H139ZM142 147V146H141ZM161 147V146H160ZM166 147H164V148H161V150L162 149H166ZM169 147V146H168ZM172 147V146H171ZM170 147V148H171ZM185 147V146H184ZM183 147V148H184ZM194 147V146H193ZM205 147V146H204ZM217 147V146H216ZM226 147H228V146H226ZM237 147H238V145H237ZM242 147V146H241ZM250 147H252V146H250ZM13 148V147H12ZM11 148V149H12ZM29 148V147H28ZM48 148V150L50 149L49 147H47ZM53 148H56V147H53ZM53 148H51V149H53ZM64 148V147H63ZM87 148H89V146L87 147ZM158 148V147H157ZM173 148V147H172ZM185 148H187V147H185ZM195 148H193V149H195ZM211 148H212V146H211ZM214 148V147H213ZM16 149V148H15ZM14 149V150H15ZM24 149V148H23ZM38 149V148H37ZM125 149H126V147H125ZM142 149V148H141ZM154 148H152L151 149V151L153 150ZM180 149H181V146H180V148L178 149V151H180ZM188 149H189V147H188ZM195 149V152L197 151ZM239 149V148H238ZM250 149V148H249ZM32 149H30V151H31ZM34 150V149H33ZM32 150V151H33ZM58 150H60V147L58 148ZM57 150V151H58ZM68 150V149H67ZM124 150V149H123ZM126 150H129L128 148L126 149ZM131 150H133V149H131ZM130 150V151H131ZM140 150V149H139ZM160 150V149H159ZM170 149L168 148V150H167V152H165V153H168V151H169ZM173 150V149H172ZM177 150V149H176ZM191 150V149H190ZM208 150V149H207ZM11 151V150H10ZM111 151V152H110ZM122 151V150H121ZM121 151H117V152H119V154H120V152ZM163 151V150H162ZM166 151V150H165ZM187 151V150H186ZM213 151V150H212ZM211 151V152H212ZM229 151V150H228ZM22 152V151H21ZM28 152V151H27ZM41 152V151H40ZM55 152V151H54ZM59 152H61V151H59ZM65 152V151H64ZM63 152V153H64ZM137 152V151H136ZM142 152H144V151H142ZM148 152V151H147ZM150 152V151H149ZM159 152V151H158ZM172 151H170V153H171ZM181 152V151H180ZM194 152V151H193ZM195 152L193 153V155L195 156ZM202 152V151H201ZM200 152V153H201ZM220 152V151H219ZM225 152H227V151H224V154H225ZM241 152V151H240ZM239 151H238V153H240ZM243 152V151H242ZM262 152V151H261ZM6 153V152H5ZM15 153V152H14ZM24 153V152H23ZM33 153V152H32ZM50 153H52V152H50ZM66 153V152H65ZM122 153V152H121ZM126 153H129V152H126L125 151V155H127ZM170 153H168V154H170ZM184 153H186V152H184ZM189 153V152H188ZM231 153V152H230ZM258 153H259V151H258ZM9 154V153H8ZM13 154V153H12ZM19 154V153H18ZM35 154V153H34ZM39 154V153H38ZM48 154V153H47ZM59 154V153H58ZM62 154V153H61ZM72 154V153H71ZM124 154V153H123ZM139 154V153H138ZM145 154V153H144ZM144 154H143V156H144ZM163 154V153H162ZM175 154V153H174ZM177 154V153H176ZM181 154V153H180ZM209 154V153H208ZM227 154V153H226ZM225 154V156L227 157L228 155H226ZM234 154V153H233ZM255 154V153H254ZM262 154V153H261ZM260 154V155H261ZM3 155V154H2ZM7 155V154H6ZM23 155V154H22ZM28 155V154H27ZM42 155H43V153H42ZM56 155V154H55ZM67 155V154H66ZM85 155H86V153H85ZM122 155V154H121ZM184 155V154H183ZM183 155H181V156H183ZM221 155H223L222 154V152H221ZM232 155V154H231ZM231 155L229 154V157H231ZM241 155V154H240ZM253 155V154H252ZM71 156V155H70ZM118 156V155H117ZM142 156V157H143ZM166 156H167V154H166ZM175 156V155H174ZM186 156V155H185ZM193 156V157H194ZM220 156V155H219ZM236 156V155H235ZM235 156H232L233 158H235ZM12 157V156H11ZM29 157V156H28ZM50 157V156H49ZM52 157V156H51ZM57 157V156H56ZM64 157H65V154H64ZM147 157V156H146ZM171 157V156H170ZM179 157V156H178ZM189 158H190V156H188ZM197 157H199V158H201V156H200V154H199V156H197V152H196V158ZM204 157V156H203ZM209 157H210V155H209ZM208 157V158H209ZM248 157V156H247ZM1 158V157H0ZM4 158V157H3ZM7 158V157H6ZM19 158H20V156H19ZM24 158V157H23ZM67 158H68V155H67ZM84 158V157H83ZM145 158V157H144ZM149 158V157H148ZM167 158V157H166ZM166 158H162V159H166ZM168 158H169V155H168ZM177 158V157H176ZM185 159H186V157H184ZM192 158V157H191ZM190 158V159H191ZM215 158H216V155H215ZM218 158V157H217ZM12 159V158H11ZM22 159V158H21ZM25 160H27V158H24ZM31 159V158H30ZM41 159V158H40ZM57 159V158H56ZM86 159H85V161H86ZM124 159V158H123ZM130 159H131V157H130ZM179 159V158H178ZM194 159V158H193ZM198 159V158H197ZM207 159V158H206ZM214 159V158H213ZM212 159V160H213ZM226 159V158H225ZM232 159V158H231ZM3 160H5V159H3ZM2 160V161H3ZM33 160H34V158H33ZM35 160H36V158H35ZM34 160V161H35ZM38 160V159H37ZM149 160V159H148ZM155 160V159H154ZM167 160V159H166ZM180 160V159H179ZM182 160V159H181ZM192 160V159H191ZM190 160V161H191ZM203 160V159H202ZM212 160H210V161H212ZM235 160V159H234ZM243 160V159H242ZM29 161V160H28ZM41 161V160H40ZM39 161V162H40ZM48 161V160H47ZM82 161V160H81ZM80 161V162H81ZM84 161V160H83ZM123 161V160H122ZM172 161V160H171ZM170 161V162H171ZM173 161H175V159H173ZM195 161V160H194ZM193 161V162H194ZM204 161V160H203ZM203 161H201V160H197L195 163V165H194V167H196V169H197V172L199 173V175H200V178L202 179H204V181H205V179L207 178L208 179V176H213L214 178L216 177L217 178V176H219V163L218 164H216V165H212L211 166V163L210 162H208V160H206L207 162H203ZM218 161H221V159L219 158L218 159ZM218 161H215L216 163L218 162ZM231 161V160H230ZM13 163H14V161H12ZM124 162V161H123ZM127 162H128V160H127ZM159 162V161H158ZM157 162V163H158ZM170 162H169V164H170ZM175 162H177L178 164H179V162L178 161H175ZM184 162H185V160H184ZM193 162H191V163H193ZM215 162H213L214 164H215ZM226 162V161H225ZM232 162V161H231ZM235 161H233V163H234ZM247 162V161H246ZM10 163V162H9ZM12 163V164H13ZM17 163L19 164V162H18V160H17ZM22 163V162H21ZM36 163H37V161H36ZM50 163V162H49ZM53 163V162H52ZM66 163V162H65ZM79 163V162H78ZM84 163V162H83ZM207 163H210V165H208ZM236 163V162H235ZM244 163V162H243ZM249 163V162H248ZM247 163V164H248ZM3 164V163H2ZM29 164V163H28ZM37 164H39V163H37ZM51 164V163H50ZM67 164V163H66ZM69 164V163H68ZM122 164V163H121ZM128 164V163H127ZM145 164V163H144ZM156 164V163H155ZM160 164H161V162H160ZM160 164H158L159 166H160ZM165 164H167L166 163V161H165ZM164 164V165H165ZM168 164V165H169ZM227 164V163H226ZM237 164V163H236ZM1 165V164H0ZM9 165V164H8ZM46 165H48V164H46ZM61 165H63V164H61ZM74 165V164H73ZM73 165H71L72 167H73ZM77 164H75V166H76ZM157 165V164H156ZM156 165H154L155 167H156ZM157 165V166H158ZM168 165H166V167L168 166ZM172 165V164H171ZM174 165V164H173ZM187 165V164H186ZM218 165V166H217ZM229 165V164H228ZM240 166H241V164H239ZM249 165H250V163H249ZM260 165V164H259ZM18 166V165H17ZM30 166V165H29ZM45 166V165H44ZM52 166V165H51ZM56 166V165H55ZM54 166V167H55ZM67 166V165H66ZM65 166V167H66ZM70 166V165H69ZM83 166V165H82ZM125 166V165H124ZM263 166V165H262ZM14 167V166H13ZM23 167V166H22ZM33 167H34V165H33ZM37 168H38V166H36ZM43 167V166H42ZM48 167H49V165H48ZM64 167V166H63ZM71 167V168H72ZM78 167V166H77ZM242 167V166H241ZM256 167V166H255ZM258 167V169H259V167L260 166H257ZM5 168V167H4ZM11 168V167H10ZM30 168V167H29ZM29 168H28V170H29ZM68 168V167H67ZM66 168V169H67ZM158 168V167H157ZM163 168V167H162ZM168 168V167H167ZM186 168V167H185ZM192 168H193V166H192ZM192 168H190V169H192ZM226 168V167H225ZM243 169H244V167H242ZM248 168V167H247ZM247 168H245V169H247ZM251 168V167H250ZM11 169H13V168H11ZM18 169V168H17ZM26 169V168H25ZM31 169V168H30ZM44 169H45V167H44ZM51 169V168H50ZM64 169V168H63ZM155 169V168H154ZM194 169V168H193ZM254 169V168H253ZM261 169V168H260ZM8 170V169H7ZM31 170H33V169H31ZM61 170V169H60ZM59 170V171H60ZM69 170V169H68ZM82 170V169H81ZM80 170V171H81ZM87 170V169H86ZM86 170H85V172H86ZM226 170V169H225ZM264 170V169H263ZM6 171V170H5ZM18 171V170H17ZM19 171H20V169H19ZM35 171V170H34ZM33 171V172H34ZM44 171V170H43ZM53 171H55L54 169H53ZM52 171V172H53ZM59 171H57V173L59 172ZM73 171V170H72ZM168 171V170H167ZM185 171V170H184ZM188 171V170H187ZM191 171H194V170H191ZM190 171V172H191ZM196 171V170H195ZM246 171V170H245ZM244 171V172H245ZM8 172V171H7ZM28 172V171H27ZM37 172V171H36ZM45 172H47V171H45ZM51 172V173H52ZM68 172H70V170L68 171ZM84 172V171H83ZM163 172H164V170H163ZM162 172V173H163ZM169 172V171H168ZM178 172V171H177ZM181 172H183V171H181ZM222 172V171H221ZM226 172H228V171H226ZM261 172H262V170H261ZM2 173V172H1ZM10 173V172H9ZM8 173V174H9ZM13 173V172H12ZM25 173V172H24ZM31 173V172H30ZM41 173V172H40ZM44 173V172H43ZM60 173V172H59ZM63 173V172H62ZM86 173H88V172H86ZM165 173V172H164ZM171 173H173V170H172V172ZM175 173V172H174ZM186 173V172H185ZM188 174H189V172H187ZM186 173V174H187ZM229 173V172H228ZM241 173V172H240ZM254 173V172H253ZM263 173H264V171H263ZM262 173V174H263ZM19 174V173H18ZM29 174V173H28ZM33 174V173H32ZM39 174V173H38ZM42 174V173H41ZM40 174V175H41ZM125 174V173H124ZM123 174V175H124ZM235 174V173H234ZM249 174H251V173H249ZM256 174H257V171H256ZM11 175H13V174H11ZM23 175V174H22ZM30 175V174H29ZM36 175V174H35ZM44 175V174H43ZM43 175H41V178L43 177ZM60 175V174H59ZM74 175V174H73ZM88 175V174H87ZM122 175V174H121ZM128 175V174H127ZM168 175V174H167ZM181 176L182 175H184V174H180ZM238 175V174H237ZM242 175H245V174H242ZM258 175V174H257ZM259 175H261V174H259ZM16 176V175H15ZM34 176V175H33ZM45 176H46V174H45ZM44 176V177H45ZM86 176V175H85ZM166 176V175H165ZM171 176V175H170ZM176 176V175H175ZM196 176H197V173H196ZM211 176L209 177V178H211ZM247 176V175H246ZM246 176H244V178L243 179H246L245 177ZM251 176V175H250ZM249 176V177H250ZM255 175H253V177H254ZM3 177H4V175H3ZM10 177V176H9ZM25 177V176H24ZM32 177V176H31ZM63 177V176H62ZM66 178H67V176H65ZM126 177V176H125ZM131 177V176H130ZM130 177H128V178H130ZM169 177V176H168ZM178 177V176H177ZM184 177V176H183ZM185 177L187 178V176L185 175ZM189 177V176H188ZM220 177V176H219ZM235 177V176H234ZM238 177V176H237ZM241 177H243V176H241ZM240 177V180L242 179ZM259 177V176H258ZM261 177H263V175L261 176ZM23 178V177H22ZM26 178V177H25ZM35 178V177H34ZM68 178H70V177H68ZM84 178V177H83ZM121 178V177H120ZM173 178V177H172ZM179 178V177H178ZM192 178H193V173H192ZM213 178V179H214ZM216 178H215V180H216ZM230 178V177H229ZM2 179V178H1ZM7 179V178H6ZM47 179V178H46ZM45 179V180H46ZM79 179H80V177H79ZM85 179V178H84ZM89 179V178H88ZM123 179H124V177H123ZM133 179V178H132ZM131 179V180H132ZM169 179V178H168ZM174 179V178H173ZM188 179V178H187ZM203 179L202 180H200V186H201V184H202V182H204L203 181ZM234 178L232 177V179H231V181L233 180ZM238 179H239V177H238ZM243 179H242V181H243ZM248 180H246V181H249V178H247ZM252 178H250V180H251ZM254 179V178H253ZM258 179V178H257ZM260 180H262L261 178H259ZM258 179V180H259ZM13 180V179H12ZM14 180H16V179H14ZM20 180H22V179H20ZM38 180V179H37ZM40 180V179H39ZM38 180V181H39ZM49 180V179H48ZM68 180V179H67ZM78 180V179H77ZM83 180V179H82ZM93 180V179H92ZM127 180V179H126ZM186 180V179H185ZM190 180V179H189ZM210 180V179H209ZM209 180H207V181H209ZM211 180H212V178H211ZM257 180V181H258ZM35 181V180H34ZM79 181V180H78ZM88 181V180H87ZM94 181V180H93ZM100 181V180H99ZM103 181V182H104ZM123 181H125V180H123ZM175 181V180H174ZM177 181V180H176ZM183 181V180H182ZM199 181V178H197V182ZM202 181V182H201ZM214 181V180H213ZM212 181V182H213ZM231 181H229V182H231ZM236 181V180H235ZM241 181V182H242ZM245 181V180H244ZM243 181V182H244ZM16 182V181H15ZM33 182V181H32ZM41 182V181H40ZM49 182V181H48ZM63 182H67V181H63ZM81 182V181H80ZM102 182V181H101ZM129 182V181H128ZM168 182V181H167ZM178 182H180L179 181V179H178ZM177 182V183H178ZM196 182V183H197ZM211 181H209V183H206L205 185H206V187H205V189H204V191H203V194H204V192L206 191V189H207V192H208V194H209V197L210 198H208V199H210V205H211V208H214L213 210L214 211H217V206H216V204H218L219 202H218V199L220 198H218V195H217V193L215 192L216 191V188H214V185H216V184H214L213 185V183H212ZM233 182V181H232ZM240 182V183H241ZM17 183V182H16ZM25 183H27V182H25ZM24 183V184H25ZM36 183H38V182H36ZM35 183V184H36ZM68 183V182H67ZM97 183V182H96ZM99 183V182H98ZM132 183H134V182H132ZM170 183V182H169ZM172 183V182H171ZM176 183V182H175ZM185 183V182H184ZM219 183H220V181H219ZM248 183V182H247ZM246 183V184H247ZM250 183H252L251 181H250ZM255 183V182H254ZM43 184V183H42ZM168 184V183H167ZM173 184V183H172ZM189 184V183H188ZM218 184V183H217ZM221 184H224V183H221ZM231 184V183H230ZM234 184H235V182H234ZM237 184H238V181H237V183L235 184L236 185V187H237ZM244 184V183H243ZM242 184V185H243ZM8 185V184H7ZM10 185V184H9ZM14 185H15V183H14ZM13 185V186H14ZM21 185V184H20ZM44 185V184H43ZM73 185V184H72ZM79 185V184H78ZM88 185V184H87ZM86 185V186H87ZM98 185V184H97ZM100 185V184H99ZM128 185H130L129 183H128ZM169 185V184H168ZM179 185V184H178ZM182 184H180V186H181ZM203 185V184H202ZM235 185L234 186H232L233 187V189H235L236 187H235ZM239 185H241V184H239ZM239 185H238V189H239ZM241 185V186H242ZM245 185V184H244ZM247 185H250V184H247ZM253 185V183L250 185V186H252ZM12 186V185H11ZM16 186H17V184H16ZM23 186V185H22ZM27 186V185H26ZM26 186H25V188H26ZM34 186L35 185H33V188H34ZM82 186V185H81ZM134 186V185H133ZM132 186V188H134ZM187 185H185V187H186ZM195 186V185H194ZM197 186V185H196ZM219 186V185H218ZM227 186V185H226ZM231 186V185H230ZM246 186V185H245ZM18 187V186H17ZM16 187V188H17ZM38 187V186H37ZM36 187V188H37ZM41 187V186H40ZM92 187V186H91ZM90 187V188H91ZM104 187H103V189H104ZM174 187L176 188V186H175V184H174ZM178 187V186H177ZM216 187V186H215ZM235 187V188H234ZM243 188H244V186H242ZM247 187V186H246ZM15 188V189H16ZM43 188H44V186H43ZM81 188H83V187H81ZM85 188V187H84ZM96 188V187H95ZM101 188V187H100ZM129 188V187H128ZM131 188V189H132ZM169 188H170V186H169ZM182 188H184V187H182ZM187 188V187H186ZM197 188H199V187H197ZM220 188V187H219ZM228 188H230V187H228ZM242 188V189H243ZM4 189V188H3ZM19 189V188H18ZM28 189V188H27ZM38 189V188H37ZM36 189V190H37ZM42 189V188H41ZM46 190H47V188H45ZM65 189V188H64ZM80 189V188H79ZM78 189V190H79ZM86 189H87V187H86ZM99 189V188H98ZM97 189V190H98ZM166 189V188H165ZM188 189V188H187ZM190 190H191V187L189 188ZM193 189V188H192ZM200 189V188H199ZM198 189V190H199ZM215 189V190H214ZM232 189V188H231ZM241 189V188H240ZM43 190V189H42ZM91 190V189H90ZM102 189H100V191H101ZM171 190V189H170ZM172 190H173V187H172ZM183 190V189H182ZM225 190V189H224ZM228 190V189H227ZM237 190V189H236ZM64 191L65 190H63V193H64ZM72 191V190H71ZM80 191V190H79ZM83 191V190H82ZM131 191V190H130ZM133 191V190H132ZM169 191V190H168ZM167 191V192H168ZM178 191H179V189H178ZM178 191H176V192H178ZM187 191V190H186ZM189 191V190H188ZM249 191V190H248ZM251 191V190H250ZM9 192H10V190H9ZM27 192V191H26ZM29 192V193H30ZM40 192V191H39ZM67 192V191H66ZM68 192H69V190H68ZM68 192L67 193H65V194H68ZM76 191H74V193H75ZM139 192V191H138ZM171 192V191H170ZM173 192H175V191H173ZM183 192H185V190H183ZM201 192V191H200ZM199 192V193H200ZM206 192V193H207ZM226 192V191H225ZM225 192H223V193H225ZM228 192H231V190L230 191H228ZM240 192V191H239ZM15 193V192H14ZM14 193H12V194H14ZM72 193V192H71ZM93 193V192H92ZM134 193H137V192H134ZM164 193V192H163ZM178 193H180V191L178 192ZM189 193V192H188ZM187 193V194H188ZM205 193V194H206ZM227 193V192H226ZM233 193V192H232ZM236 193H238V192H236ZM235 193V194H236ZM23 194H24V192H23ZM91 194V193H90ZM99 194V193H98ZM190 194V193H189ZM193 194V193H192ZM203 194H201L203 197H205ZM234 194V195H235ZM19 195V194H18ZM21 195V194H20ZM34 195V196H33ZM42 195H43V193H42ZM74 195V194H73ZM77 195H78V193H77ZM82 195H83V193H82ZM87 195V194H86ZM93 195V194H92ZM170 195V194H169ZM176 195V194H175ZM175 195H174V199H176L175 198ZM186 195V194H185ZM184 195V196H185ZM232 195V194H231ZM260 195H263V194H260ZM13 196V195H12ZM23 196V195H22ZM70 196V195H69ZM80 196H81V194H80ZM85 196V195H84ZM129 196V195H128ZM141 196V195H140ZM163 196V195H162ZM165 196V195H164ZM173 196V195H172ZM188 196V195H187ZM201 196V197H202ZM257 196V195H256ZM67 197V198H66ZM79 197V196H78ZM130 197V196H129ZM135 197V196H134ZM139 197V196H138ZM177 197V196H176ZM189 197H192V196H189ZM189 197H187V198H189ZM198 197V196H197ZM259 197V196H258ZM264 197V196H263ZM21 198V197H20ZM27 198V197H26ZM65 198V200L68 202V211L66 212V213H64V211H63V213H61L62 211H60V209H59V207H60V203H58V201L59 202H61V199H64ZM77 198V197H76ZM87 198H88V196H87ZM144 198V197H143ZM179 198V197H178ZM181 198V197H180ZM186 198V197H185ZM198 198H200V197H198ZM207 198V197H206ZM205 198V199H206ZM225 198V197H224ZM235 198V197H234ZM251 198V197H250ZM253 198H254V196H253ZM261 198V197H260ZM24 199V198H23ZM22 199V200H23ZM29 199V198H28ZM80 199V198H79ZM78 199V200H79ZM84 199H86V198H84ZM105 199V200H106ZM129 199V198H128ZM135 199V198H134ZM137 199V198H136ZM141 198H139V200H140ZM174 199H172V201L174 200ZM181 199H183V198H181ZM201 199V198H200ZM199 199V200H200ZM208 199H206V200H202V202H200V204H201V207L202 206H205L206 207V201H208ZM264 199V198H263ZM10 200V199H9ZM18 200H19V198H18ZM17 200V201H18ZM72 200H74V199H72ZM88 200V199H87ZM131 200V199H130ZM138 200V201H139ZM168 200V199H167ZM185 200V199H184ZM188 200V199H187ZM193 200V199H192ZM197 200V199H196ZM235 200V199H234ZM240 200V199H239ZM254 200H256L255 198H254ZM16 201V202H17ZM21 201V200H20ZM76 201V200H75ZM133 201H135V200H133ZM132 201V202H133ZM171 201V202H172ZM190 201V200H189ZM223 200L221 199V208H222V206L223 205H225V203H224V201L222 202ZM227 201V200H226ZM236 201V200H235ZM237 201H238V199H237ZM259 201V200H258ZM26 202V201H25ZM24 202V203H25ZM91 202V201H90ZM93 202H95V201H93ZM169 202V201H168ZM174 202V201H173ZM176 202H177V199H176ZM179 202V201H178ZM190 202H192V201H190ZM199 202V201H198ZM197 202V203H198ZM256 202H257V200H256ZM5 203V202H4ZM3 203V204H4ZM7 203V202H6ZM6 203L4 204L5 206H6ZM77 203V202H76ZM105 203V202H104ZM165 203H166V200H165ZM181 203H183V202H181ZM224 203V204H223ZM227 203V202H226ZM238 203V202H237ZM258 203V202H257ZM262 203V202H261ZM1 204H2V202H1ZM9 204V203H8ZM13 204V203H12ZM28 204V203H27ZM95 204V203H94ZM102 204V203H101ZM137 204V203H136ZM174 204H175V202H174ZM173 204V205H174ZM180 204V203H179ZM196 204V203H195ZM223 204V205H222ZM232 204V203H231ZM10 205V204H9ZM29 205V204H28ZM27 205V207H29ZM98 205V204H97ZM103 205V204H102ZM105 205V204H104ZM134 205V204H133ZM165 205V204H164ZM183 205H184V203H183ZM190 205V204H189ZM194 205V204H193ZM220 205V204H219ZM227 205V204H226ZM230 205V204H229ZM240 205H242V204H240ZM255 205V204H254ZM257 205V204H256ZM262 205V204H261ZM31 206V205H30ZM65 206V205H64ZM63 206V207H64ZM67 206V205H66ZM78 206H80V205H78ZM89 206V205H88ZM87 206V207H88ZM100 206V205H99ZM136 206V205H135ZM168 206V205H167ZM174 206H176V205H174ZM208 206V205H207ZM231 206V205H230ZM234 206V205H233ZM250 206V205H249ZM253 206V205H252ZM11 207V206H10ZM61 207H62V205H61ZM62 207V208H63ZM76 207V206H75ZM81 207V206H80ZM82 207H84V205L82 206ZM97 207V206H96ZM105 207V206H104ZM103 207V208H104ZM106 207H105V209H106ZM184 207V206H183ZM186 207V206H185ZM192 207V206H191ZM190 207V208H191ZM4 208H6V207H4ZM9 208V207H8ZM7 208V209H8ZM95 208V207H94ZM93 208V209H94ZM188 208V207H187ZM196 208V207H195ZM198 208V207H197ZM204 208V207H203ZM219 208V207H218ZM231 208V207H230ZM234 208V207H233ZM10 209V208H9ZM12 209V208H11ZM27 209V208H26ZM34 209V208H33ZM64 209V208H63ZM66 209V208H65ZM85 209V208H84ZM88 209V208H87ZM92 209V210H93ZM186 209V208H185ZM205 209V208H204ZM210 209V208H209ZM258 209V208H257ZM260 209H262V208H260ZM23 210V209H22ZM28 210V209H27ZM26 210V211H27ZM67 210V209H66ZM99 210H101V208L99 209ZM110 210H109V213H110ZM176 210V209H175ZM187 210V209H186ZM194 210V209H193ZM208 210V209H207ZM212 210V211H213ZM218 210H221L220 208L218 209ZM229 210V209H228ZM232 210V209H231ZM242 210V209H241ZM250 210H252V208H250ZM259 210V209H258ZM257 210V211H258ZM10 211V210H9ZM24 211V210H23ZM29 211V210H28ZM94 211V210H93ZM98 211V210H97ZM106 211V210H105ZM108 211V210H107ZM128 211V210H127ZM133 211V210H132ZM198 211V210H197ZM210 211H211V209H210ZM213 211V212H214ZM230 211V210H229ZM229 211H227L228 213H229ZM248 211H249V209H248ZM126 212V211H125ZM182 212V211H181ZM186 212V211H185ZM193 212V211H192ZM220 212V211H219ZM226 212V211H225ZM233 212V211H232ZM235 212V211H234ZM241 212V211H240ZM34 213V212H33ZM86 213V212H85ZM85 213H84V215H85ZM93 213V212H92ZM98 213V212H97ZM105 213V212H104ZM103 213V214H104ZM128 212H126V214H127ZM132 213V212H131ZM198 213V212H197ZM207 213V212H206ZM221 213V212H220ZM237 213V212H236ZM242 213V212H241ZM35 214V213H34ZM33 214V215H34ZM35 214V215H36ZM89 214V213H88ZM145 214V213H144ZM152 214V213H151ZM173 214V213H172ZM186 214V213H185ZM195 214V213H194ZM210 214H211V212H210ZM226 214V213H225ZM32 215V216H33ZM38 215H37V218H39L38 217ZM83 215V216H84ZM90 215V214H89ZM88 215V216H89ZM97 215V214H96ZM107 215V214H106ZM146 215V214H145ZM169 215V214H168ZM175 215V214H174ZM177 215V214H176ZM193 215V214H192ZM202 215V214H201ZM219 215H221V214H219ZM228 215V214H227ZM230 215V214H229ZM234 215V214H233ZM237 215V214H236ZM241 215H243V214H241ZM32 216H31V218H32ZM92 216V215H91ZM91 216H89V217H91ZM95 216V215H94ZM131 216V215H130ZM148 216V215H147ZM187 216V215H186ZM196 216V215H195ZM214 217H218V215L216 216V214H214L213 215ZM223 216V215H222ZM230 216H232V215H230ZM26 217H28V215L26 216ZM85 217V216H84ZM83 217V218H84ZM96 217V216H95ZM110 216H109V218H111ZM135 217H136V215H135ZM143 217V216H142ZM149 217V216H148ZM147 217V218H148ZM161 217V216H160ZM164 217V216H163ZM169 217V216H168ZM192 217V216H191ZM200 217V216H199ZM243 217V216H242ZM34 218H36L35 216L33 217V219ZM36 218V219H37ZM100 218V217H99ZM107 218H108V216H107ZM140 218V217H139ZM165 218V217H164ZM190 218V217H189ZM218 218H221V217H218ZM94 219V218H93ZM100 219H102V218H100ZM152 219V218H151ZM170 219V218H169ZM196 219V218H195ZM206 219H208V218H206ZM212 219H213V217H212ZM216 219V218H215ZM233 219V218H232ZM231 219V220H232ZM42 219H40V221H41ZM81 220V219H80ZM87 219H84L83 221L85 222ZM108 220V219H107ZM124 220V219H123ZM127 220V219H126ZM130 220V219H129ZM128 220V221H129ZM175 220V219H174ZM187 220H189V219H187ZM210 220V219H209ZM230 220V221H231ZM30 221V220H29ZM97 221V223H98V220H96ZM96 221H95V223H96ZM101 221V220H100ZM103 221V220H102ZM138 221V220H137ZM151 221V220H150ZM149 221V222H150ZM167 221V220H166ZM44 222V221H43ZM44 222V223H45ZM105 222V221H104ZM123 222H125V220L123 221ZM130 222V221H129ZM148 222V223H149ZM170 222V221H169ZM178 222V221H177ZM207 222V221H206ZM227 222V221H226ZM249 222V221H248ZM252 222V221H251ZM30 223V222H29ZM40 223V222H39ZM43 223V224H44ZM83 223V222H82ZM91 223V222H90ZM103 223V222H102ZM101 222H100V224H102ZM126 223H127V221H126ZM161 223V222H160ZM172 222H170V224H171ZM193 223V222H192ZM202 223H203V225H204V222L202 221ZM201 223V224H202ZM209 223V222H208ZM216 223H217V221H216ZM238 223V222H237ZM6 224V223H5ZM26 224V223H25ZM91 224H93V223H91ZM104 224V226H105V223H103ZM122 224V223H121ZM130 224V223H129ZM159 224V223H158ZM207 224V223H206ZM219 224V223H218ZM229 224V223H228ZM232 224V223H231ZM234 224V223H233ZM263 224H264V222H263ZM89 225V224H88ZM95 225V224H94ZM109 225V224H108ZM128 225V224H127ZM164 225V224H163ZM162 225V226H163ZM172 225V224H171ZM260 225V224H259ZM4 226V225H3ZM2 226V227H3ZM52 226V225H51ZM101 226H103V225H101ZM100 226V227H101ZM130 226V225H129ZM160 226V225H159ZM183 226V225H182ZM24 227V226H23ZM47 227V226H46ZM94 227V226H93ZM96 227V226H95ZM98 227V226H97ZM180 227V226H179ZM191 227H194V226H191ZM205 227V226H204ZM209 227V226H208ZM222 227H225V226H222ZM235 227V226H234ZM4 228V227H3ZM6 228V227H5ZM9 228H11V227H9ZM8 228V229H9ZM17 228V227H16ZM49 228V227H48ZM52 228V227H51ZM105 228V227H104ZM107 228V227H106ZM109 228V227H108ZM145 228V227H144ZM165 228V227H164ZM210 228V227H209ZM216 228H219V227H216ZM227 228V227H226ZM225 228V229H226ZM248 228V227H247ZM262 228H264V227H262ZM94 229V228H93ZM127 229V228H126ZM163 229V228H162ZM215 229V228H214ZM224 229V230H225ZM240 229V228H239ZM20 230V229H19ZM98 230V229H97ZM170 230V229H169ZM200 230V229H199ZM202 230V229H201ZM228 230V229H227ZM263 230V229H262ZM6 231V230H5ZM43 231H45V230H43ZM94 231H95V229H94ZM102 231V230H101ZM109 231V230H108ZM159 231H160V228H159ZM220 231V230H219ZM249 231V230H248ZM48 232V231H47ZM51 232V231H50ZM54 232V231H53ZM105 231H103V233H104ZM128 232V231H127ZM137 232V231H136ZM169 232V231H168ZM176 232H177V230H176ZM214 232V231H213ZM237 232H240V231H237ZM264 232V231H263ZM5 233V232H4ZM45 233V232H44ZM55 233V232H54ZM130 233V232H129ZM134 233V232H133ZM224 233V232H223ZM223 233H222V236H223ZM233 233H234V231H233ZM21 234V233H20ZM177 234H178V232H177ZM183 234V233H182ZM190 234V233H189ZM200 234V233H199ZM212 234V233H211ZM14 235V234H13ZM48 235V234H47ZM110 235V234H109ZM133 235V234H132ZM230 235V234H229ZM231 235H232V233H231ZM2 236V235H1ZM5 236V235H4ZM8 236V235H7ZM126 236H128V235H126ZM135 236V235H134ZM149 236V235H148ZM214 236V238H215V235H213ZM222 236H220V237H222ZM227 236V235H226ZM10 236H8V238H9ZM47 237V238H48ZM106 237V236H105ZM107 237H109V236H107ZM129 237V236H128ZM201 237V236H200ZM211 237H212V235H211ZM234 237V236H233ZM254 237H256V236H254ZM5 238V237H4ZM7 238V237H6ZM17 238H18V236H17ZM46 238V239H47ZM110 238V237H109ZM198 238V237H197ZM213 238V239H214ZM219 238V237H218ZM217 238V239H218ZM225 238V237H224ZM45 239V238H44ZM43 239V240H44ZM107 239V238H106ZM212 239V240H213ZM241 239H242V237H241ZM9 240V239H8ZM200 240V239H199ZM211 239H210V241H212ZM220 240V239H219ZM222 240H223V238H222ZM221 240V241H222ZM226 242H227V240L228 241H231V239H228V238H225L224 239ZM246 240V239H245ZM1 241V240H0ZM5 241V240H4ZM10 241V240H9ZM20 241V240H19ZM18 241V242H19ZM151 241V240H150ZM224 241V242H225ZM252 241V240H251ZM15 242V241H14ZM30 242V241H29ZM111 242V243H110ZM130 242V241H129ZM178 242V241H177ZM217 242V241H216ZM5 243V242H4ZM7 243H8V241H7ZM17 243V242H16ZM15 243V244H16ZM203 243V242H202ZM243 243V242H242ZM1 244V243H0ZM14 244V245H15ZM44 244H45V242H44ZM187 244V243H186ZM209 244V243H208ZM213 244H215V243H213ZM221 244H222V242H221ZM237 244V243H236ZM5 245V244H4ZM8 245V244H7ZM11 245V244H10ZM43 245V244H42ZM107 247H106V246ZM130 245V244H129ZM194 245V244H193ZM206 245V244H205ZM212 245V244H211ZM217 245H219V244H217ZM224 246H226L227 244H223ZM230 245H233V244H230ZM251 245V244H250ZM6 246V245H5ZM4 246V247H5ZM9 246V245H8ZM12 246V245H11ZM16 246H18V245H16ZM21 246V245H20ZM44 246V245H43ZM216 246V245H215ZM229 246V245H228ZM240 246V245H239ZM256 246H257V244H256ZM7 247V246H6ZM40 247H42V246H40ZM49 247V246H48ZM179 247V246H178ZM205 247H207V246H205ZM219 247V246H218ZM236 247V246H235ZM246 247V246H245ZM12 248L13 247H11V250H12ZM20 248V247H19ZM62 248H64V246H62ZM195 248V247H194ZM198 248V247H197ZM225 248V247H224ZM223 248V249H224ZM239 248H241V247H239ZM253 248V247H252ZM255 248V247H254ZM261 248V247H260ZM8 249V248H7ZM16 249H18V248H16ZM15 249V250H16ZM49 249V248H48ZM180 249V248H179ZM187 249V248H186ZM205 249V248H204ZM214 249V248H213ZM243 249V248H242ZM247 249V248H246ZM1 250H2V248H1ZM14 250V251H15ZM45 250V249H44ZM50 250V249H49ZM51 250V251H52ZM58 250V249H57ZM64 250V249H63ZM78 250V249H77ZM182 250V249H181ZM195 250V249H194ZM197 250V249H196ZM218 249H216V251H217ZM245 250V249H244ZM3 251V250H2ZM1 251V252H2ZM10 251V250H9ZM48 251V250H47ZM46 251V252H47ZM69 251V250H68ZM71 251V250H70ZM81 251V250H80ZM159 251V250H158ZM177 251V250H176ZM182 251H184V250H182ZM204 251H206V250H204ZM214 251V250H213ZM260 251V250H259ZM262 251V250H261ZM7 252V251H6ZM6 252H5V254H6ZM22 252V251H21ZM41 252V251H40ZM43 252V251H42ZM45 252V251H44ZM78 252V251H77ZM84 252V251H83ZM128 252H130L129 250H128ZM196 252V251H195ZM222 252V251H221ZM248 252V251H247ZM11 253V252H10ZM62 253V252H61ZM70 253V252H69ZM73 253V252H72ZM76 253V252H75ZM124 253V252H123ZM127 253V252H126ZM183 253V252H182ZM199 253V252H198ZM197 253V254H198ZM201 253V252H200ZM236 253V252H235ZM253 253V252H252ZM258 253V252H257ZM1 254V253H0ZM3 254H4V252H3ZM2 254V255H3ZM12 254V253H11ZM18 254V253H17ZM43 254V253H42ZM84 254V253H83ZM133 254V253H132ZM185 254V253H184ZM202 254V253H201ZM209 254V253H208ZM208 254L206 255V256H208ZM260 254V253H259ZM23 255V254H22ZM45 255V254H44ZM63 255H64V253H63ZM69 255H71V254H69ZM176 255V254H175ZM191 255V254H190ZM194 255V254H193ZM205 255V254H204ZM212 255V254H211ZM237 255V254H236ZM246 255V254H245ZM258 255V254H257ZM262 255V254H261ZM6 256V255H5ZM13 256V255H12ZM54 256V255H53ZM65 256V255H64ZM68 256V255H67ZM125 256V255H124ZM129 255H127V258H129L128 257ZM133 256V255H132ZM169 256V255H168ZM179 256V255H178ZM184 256V255H183ZM198 256H200V254L198 255ZM215 256V255H214ZM224 256V255H223ZM225 256H226V254H225ZM263 256H264V254H263ZM0 257H1V255H0ZM3 257V256H2ZM47 257V256H46ZM75 257V256H74ZM126 257V256H125ZM138 257V256H137ZM166 257V256H165ZM177 257V256H176ZM181 257V256H180ZM209 257V256H208ZM212 257V256H211ZM217 257V256H216ZM244 257V256H243ZM4 258V257H3ZM12 258V257H11ZM10 258V259H11ZM18 258H19V256H18ZM21 258H23V257H21ZM49 258V257H48ZM82 258H83V255H82ZM175 258V257H174ZM194 258V257H193ZM200 257H198L197 259H199ZM218 258V257H217ZM223 258V257H222ZM230 258V257H229ZM232 258V257H231ZM236 258V257H235ZM240 258V257H239ZM253 258V257H252ZM263 258L264 257H262V259H261V257H259L258 256V259H257V262L255 263L254 261H256V260H254L253 262V264H264V260H263ZM7 259V258H6ZM5 259V261H7ZM52 259V258H51ZM71 259V258H70ZM75 259V258H74ZM86 259H88V258H86ZM135 259V258H134ZM136 259H138V258H136ZM136 259L134 260V261H136ZM195 259V258H194ZM193 259V260H194ZM196 259V260H197ZM215 259V258H214ZM244 260H245V257L243 258ZM248 259V258H247ZM23 260V259H22ZM81 260H83V259H81ZM85 260V259H84ZM83 260V261H84ZM141 260V259H140ZM147 260V259H146ZM191 260H192V258H191ZM202 260H204V259H202ZM201 260V261H202ZM207 260V259H206ZM218 260V259H217ZM227 260H228V258H227ZM240 260V259H239ZM14 261V260H13ZM45 261V260H44ZM78 261V260H77ZM83 261H82V263H83ZM129 261V260H128ZM132 261V260H131ZM158 261V260H157ZM161 261V260H160ZM184 261V260H183ZM186 261V260H185ZM205 261V260H204ZM208 261V260H207ZM223 261V260H222ZM229 261H230V259H229ZM46 262V261H45ZM47 262H49L48 260H47ZM50 262H52V261H50ZM54 262V261H53ZM52 262V263H53ZM81 261H79V263H80ZM85 262V261H84ZM86 262H87V260H86ZM89 262H90V260H89ZM187 262V261H186ZM196 262V261H195ZM198 262H200V261H198ZM209 262V261H208ZM234 262V261H233ZM244 262V261H243ZM15 263V262H14ZM18 263V262H17ZM55 263V262H54ZM57 263V262H56ZM55 263V264H56ZM59 263V262H58ZM131 263H133V262H131ZM245 263V262H244ZM43 264V263H42ZM51 264V263H50ZM87 264V263H86ZM125 264H127V261H126V263ZM187 264V263H186ZM190 264V263H189ZM194 264V263H193ZM211 264V263H210ZM222 264V263H221ZM236 264V263H235ZM247 264V263H246ZM250 264H252V263H250Z\"/></svg>",
	"mask_w": 264,
	"mask_h": 264
}]
</instances>
